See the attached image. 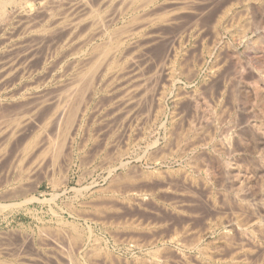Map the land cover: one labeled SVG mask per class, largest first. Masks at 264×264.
Masks as SVG:
<instances>
[{"label":"rangeland","instance_id":"374dc122","mask_svg":"<svg viewBox=\"0 0 264 264\" xmlns=\"http://www.w3.org/2000/svg\"><path fill=\"white\" fill-rule=\"evenodd\" d=\"M70 1V2H69ZM74 1V2H73ZM80 3H79V2ZM103 1V3H101L102 5H99L100 4V0H33V1H30L29 5L26 6L27 8H24L19 14V12H17V9L15 10V6L13 5H8L7 7V15H8V19L6 18L5 19V22L3 23L4 20H2L1 22V19H0V69L2 68L3 65L6 64V67L8 65H12V63H10V61H12L13 63L15 62V66L13 67H18L19 68H22L20 67V65H24L26 63L23 64L24 61H27V64L29 66H26L23 67V70L24 72L21 70L19 71V73L21 72V74H25L24 76L22 75V78H21V74H14L12 75V79L17 76V83L13 82L14 80L16 81V78H14L13 80L11 78L7 79L8 81L6 82L4 79V81L1 79L0 80V117L1 118H4L5 115L9 114L10 116H13L16 112V114H20L21 111L23 114L24 112L26 113V117H29L31 115H29V113L31 114V110H32V113L34 112H37V114L35 115V112L32 114V118L35 117V119H37L36 121H38L39 123H37L36 121H33L35 119H33L32 121H29L28 124H26L24 126V128H21V130L18 132V138L16 135V137L12 136L14 138L13 139H10V138H5V135H0V203L2 205H6L5 207H1V204H0V264H64L67 262V260H71L74 258V260H71L73 261V263L75 264H82V261H83V257H81L80 254H78L77 252H74L72 251V244H71V238L74 233V230L71 229V225L67 224L68 226H66V224L62 223L59 219L62 218L61 220H68V221H75L79 223V226L81 229H84V233H83V238L87 236V230H86V227H85V223H84V220L81 218V217H78V216H74L75 214H71V211L73 210V208L75 207V213L77 214H82L83 216H89V217H93L92 220L90 221H94L96 217L98 218H104L103 221L105 222V226H103V224L100 222H90L91 225H92V232H93V237L94 238H98L99 239V242L102 243L101 245L104 247V249L106 250H100L97 252V254L100 256L98 257L97 254H95V256H93V258H91L92 256V250L91 252L89 251L90 255L89 256V261L91 262L90 264H142L144 261L143 264H158L160 262H158V258L155 256L154 252L152 251V248H153V245H151L148 240H151V237H147L149 236V234H152L151 232H145L141 230V233L139 232V228L138 226H136L138 228V230L136 229L135 225L137 224H140L143 225L142 223H144V226L148 224V226H152L153 223H160V222H166L167 226H163L165 227V229L169 230V228L171 229L172 227H182L181 225H186V227L188 229H190V232H193L196 234H203L204 235V240L202 242L204 243H209L210 245V249L212 251H210V253L212 254V258L211 257V261L213 260V262L215 261L214 264H236V263H233V260L230 259L229 255H228V251L227 249L222 245L220 247L219 243L221 244V239H218L220 237V234H221V231H222V227L221 226H215L214 224H217L218 225V222L221 221L222 219V222L226 220L229 221V218H231V213H233L236 209L235 206L236 204L232 203V202H229L230 199H229V195L228 194H232V191H231V187L234 188V189H237L238 191V195L241 196H245L243 197L244 198V201L248 204H250V207H252L253 205V208L254 207H257L259 209V212H260V215L262 217V220L264 222V168H261V169H255V166H253L251 163H250V159H256L257 157H260L261 155L264 156V142L263 141H259L258 143H254L251 141V139L248 137H244V140L242 141V145L244 146H240L239 144L236 146H234L233 150L231 152H229L228 154V150L225 149L224 150V145L221 144V141H220V137L218 136V132L217 131H220V130H223V129H226L227 126L229 127L232 123L229 122V121H232L233 119V115H238L239 112L238 111V107L240 105L237 104V109H236V112L235 110H233V108L231 107L233 104L230 102L232 101L231 99L227 102L229 104H232V105H229L227 104V109L226 108H223L224 110H220V108H218L217 110L214 111V120L213 121V124L214 126H211L210 128H208V132H210L211 135L212 132H214V140L212 142V144L214 145L215 148L219 149L221 151V157L222 158H225V159H228L229 162H230V165H231V169L229 168V170L233 171V173H231L230 175H228V177L226 178H221L219 175H216L215 178H211L209 179L208 181L206 180H203L201 177H199V175L197 173H194V184L192 182V180H188V181H184L183 178L180 176L182 172H179V171H183L182 168L186 167L185 170L187 171H191L192 167L191 165H185L186 163L181 159V160H178V159H175V158H168L167 160L163 161L162 160H159L161 163L158 162V160L154 162L151 161L152 160V152L151 150H148V146L151 139H153L155 136H158V133H156V129L154 128V131L151 133V131H147L146 134L144 135V137L142 136V134L140 135V133L142 132V129H140L142 127H140L139 124H136L135 122L133 123V130H132V133L130 135H133V136H126L128 134H125L124 133V130H123V125H122V112L120 110H122L121 107H119L120 105V98L122 96V91H120L119 89L122 88L123 90V87L125 86L126 84V79H124L123 77H117L116 79L120 82L121 79H123V81L125 82H122V85L120 82H117V80L115 78H111L110 79V83L112 85H110V83L108 82V85L106 81H104V83L100 84L102 85V88H99L98 86V94L95 95V97L91 100V108L93 106L92 109H90V113H89V117H87L85 120L87 121H84L85 124L83 126V128L86 126V128L82 129V131H79L78 134L76 135H72L73 138L72 141H71V148L72 149H69V141L70 140H66L65 141V136H66V133L63 132L62 130L59 129L58 125V121H54L53 120L55 119V117H51L50 118V122L49 123H46V124H50V126L46 125L44 128V124H45V121L47 119V116L51 113V110H52V106H53V102H54V98L56 97L55 95L59 94V90L57 89H60L61 86L63 88H65L64 85H66V83L68 84V81L71 82L72 80V76L73 71L74 69V65H72L76 60H78L80 57L78 55V57L75 55H73L74 53V49L78 47H80L79 49L80 50H83L86 58H89L91 56V48L94 44H98V42L102 41L101 37H97L98 34H95L93 37H92V42L90 43V41H87V43H89V45L86 43H83L80 42V39H78L76 36V34L78 35V32L82 31V27L83 26H86L88 21H84L85 20H88L90 19L88 16V14L86 12H89L90 8H88L89 6L94 8L95 6H101V12H104V9L107 12H104L103 15L104 17L106 16V14H110L112 12L111 8L114 6L113 8V14L111 13L110 15L114 16L112 18H115V19H112V22L113 24L116 23L117 26H120L121 25V22L123 20H125L126 18L128 19L130 17V14L131 12H129L130 10L134 11L133 10V7L131 6H128L129 5V1H126V0H122L125 4L124 6L127 7L128 9H126L124 6H122L123 2L121 3V0H110V3H108V5H106L107 3L105 2L104 3V0H101V2ZM107 1V0H106ZM218 1V2H216ZM230 1H233V3H235L234 0H190V4L192 5V7H195L196 11L194 10V13H187L185 14L184 13V16L180 19V23L179 25L177 26V28L179 29H183L185 27L188 26V24H191L192 22L195 21V19H198L196 20V23H198L197 25L198 26H203V27H206V31L209 30V27H208V24L209 22H211V20L214 19V15H215V10L218 11L221 9V5L224 6V4H226L227 2L231 3ZM240 3H239V2ZM68 2V3H67ZM78 2V3H77ZM99 2V3H98ZM109 2V1H107ZM112 2L113 5H110ZM201 2V3H200ZM203 2V3H202ZM250 1L249 0H237V3L233 4V7H232V13H234V17L235 18H230V16L232 17L233 15H229V18L228 16L226 15L225 18L227 19H223L224 21L227 22V25L225 24L224 22V25L227 26V28L233 24V22H235L233 25L237 24L239 21L244 25V27L248 30H246V34L248 37L252 36V29H251V15L248 14V10L245 12L246 9H248V6ZM33 3V4H31ZM74 3V4H73ZM82 3V4H81ZM83 3H84V6H83ZM88 3V4H87ZM115 3V4H114ZM118 3V4H117ZM128 3V4H126ZM197 3V4H196ZM199 3V4H198ZM224 3V4H223ZM228 3V5H229ZM239 3V4H238ZM244 3V4H243ZM59 4V5H58ZM73 4V5H72ZM77 4V6L75 5ZM93 4V5H92ZM241 4V5H240ZM62 5V6H61ZM64 5V6H63ZM82 5V6H81ZM95 5V6H94ZM106 5V6H105ZM117 5V6H116ZM118 5H121V6H118ZM127 5V6H126ZM245 5L247 7H245ZM31 6V7H30ZM74 6H76V10H73L74 9ZM79 6V8H78ZM87 6V8H86ZM111 6V7H109ZM207 6V7H206ZM235 6V7H234ZM71 7H73L71 9ZM98 7V8H99ZM116 7V8H115ZM120 7V10L118 8ZM200 7V8H199ZM220 7V8H219ZM241 7V8H240ZM86 8V9H85ZM97 8V7H96ZM97 8V9H98ZM110 8V9H109ZM123 8L124 10L126 9V12L123 11ZM132 8V9H131ZM217 8V9H216ZM219 8V10H218ZM245 8V9H244ZM15 11V13H13V10ZM27 9V11H26ZM31 12H29L28 11ZM73 12H71L70 14V11L71 10ZM81 9V10H80ZM115 9V11H114ZM116 9H118L117 13H116ZM234 9H238V10H235ZM25 10V11H24ZM84 10V11H83ZM123 12H122V11ZM203 10V11H202ZM12 11V12H11ZM66 11V12H65ZM83 11V13H82ZM111 11V12H110ZM121 11V12H120ZM244 11V12H243ZM17 12V13H16ZM30 13L29 14V17L25 16V15H22V14H27V13ZM115 12V13H114ZM129 12V13H128ZM237 12V13H236ZM248 12V13H247ZM41 13V14H40ZM65 13V14H64ZM77 13V17H76V21H77V18H78V21H79V18L80 16H82L83 14L86 13L87 15V18H86V15H83V17L80 18V20H83L82 21V24L80 26V31H76L74 35L73 33L72 36L69 35L70 32H72L69 27H71V22L75 20V17L73 15H75ZM81 13V15H80ZM106 13V14H105ZM122 13V14H121ZM129 15H128V14ZM216 13V14H217ZM241 13V14H240ZM245 15H244V14ZM12 16H11V15ZM19 14V15H18ZM50 14V15H49ZM125 14V16H124ZM213 14V15H212ZM236 14V16H235ZM243 14V16H242ZM69 15V16H67ZM72 15V16H71ZM109 15V17L107 18V16L105 17V19H109L111 16ZM120 17H118V16ZM203 15V16H202ZM24 16V18H23ZM50 16V17H48ZM57 16V17H56ZM65 16H67V20H71L70 22H68L67 20H65ZM213 16V18H212ZM216 16V15H215ZM247 16V17H246ZM25 17L27 18V20L29 19V23L26 21V23H28L29 25H23V23H25L24 20ZM47 17V18H46ZM61 17V18H60ZM64 17V19L62 18ZM72 17V18H71ZM194 17V18H193ZM210 17V18H209ZM241 17V18H240ZM30 18H31V21H30ZM60 20H59V19ZM120 20H118V19ZM121 18H123L121 20ZM37 19V20H36ZM62 19V20H61ZM130 19V18H129ZM193 19V20H192ZM235 19V20H233ZM239 19V20H238ZM242 21H241V20ZM51 20V21H50ZM57 23H56V21ZM65 20V21H63ZM115 20V21H114ZM238 22H237V21ZM20 21V22H19ZM24 21V22H23ZM63 21V22H62ZM67 21V22H66ZM91 21V19L89 20ZM190 21V22H189ZM7 22V23H6ZM32 22V24H30ZM53 22V23H51ZM66 22V26H64V23ZM72 22V23H73ZM184 22V23H183ZM205 22V23H204ZM3 23V24H2ZM13 23V24H12ZM21 23V24H20ZM25 23V24H26ZM35 23V24H33ZM50 23V24H49ZM55 23L58 25H55ZM61 23L62 26L60 27L59 24ZM70 24V26H68L67 24ZM75 23V22H74ZM86 23V25L84 24ZM188 23V24H187ZM204 23V24H202ZM208 23V24H207ZM12 24V25H11ZM47 24V26H45ZM120 24V25H119ZM248 24V25H247ZM3 28H2V27ZM24 26V27H23ZM36 26L38 29H36ZM249 26V27H248ZM12 27V28H11ZM27 29H26V28ZM29 27V28H28ZM43 27V28H41ZM55 27V28H54ZM62 30H60L59 29ZM62 27H66V28H63ZM24 28V29H23ZM85 28V27H83ZM31 29V30H30ZM51 29V30H50ZM53 29V30H52ZM57 29V30H56ZM66 29H68V31H66ZM179 29H171L169 30L170 32H168V35H172V32L175 33L176 30H179ZM221 33L229 39L231 38L230 37V33L229 32H226L225 30H223V28H221ZM251 29V30H250ZM23 30V31H22ZM26 30V31H25ZM33 30V31H32ZM37 30V31H36ZM45 30V31H44ZM50 30V31H49ZM65 30V31H64ZM70 30V31H69ZM30 31V32H29ZM43 31V32H42ZM49 31V32H48ZM58 31V32H57ZM64 31V32H63ZM48 32V34H47ZM52 32V33H51ZM64 34H63V33ZM66 32V33H65ZM68 32V33H67ZM208 32V31H207ZM251 32V33H250ZM5 33V34H4ZM19 33V34H17ZM30 33V35H29ZM33 33V34H32ZM42 33V34H41ZM5 35V36H3ZM18 35V36H17ZM21 35V37H20ZM32 35V36H31ZM38 35V36H37ZM45 35V36H44ZM61 35V36H60ZM13 36V37H12ZM15 36V37H14ZM28 36V37H27ZM54 36V37H53ZM65 36V37H64ZM74 36V37H73ZM62 37V38H60ZM66 37H69L67 38L68 40H66ZM72 37L74 40H72ZM76 37V38H75ZM95 37V38H94ZM3 38V39H1ZM29 38V39H28ZM43 38V39H42ZM49 38V39H48ZM65 40H64V39ZM94 38V39H93ZM99 38V40H98ZM5 39V40H4ZM28 39V40H27ZM63 39V40H62ZM76 39L77 41L79 40L80 43H76ZM104 41H105V37L103 38ZM5 42H4V41ZM59 40V41H58ZM61 40V41H60ZM69 40H72L74 41L76 44H74V42H71ZM9 41V42H8ZM31 41V42H30ZM58 41V42H57ZM63 41V42H62ZM13 42V43H12ZM24 42V43H23ZM61 42V43H59ZM68 42V43H65ZM70 42H71V46L73 47V44L75 45L73 48L69 49V46H70ZM95 42V43H94ZM4 43V44H2ZM23 43V44H22ZM56 43V44H55ZM103 43V42H101ZM7 44L8 47H7ZM11 44V45H10ZM39 44V45H38ZM62 48H61V46ZM68 44V45H67ZM58 49H57V46ZM84 45V46H83ZM92 45V46H91ZM236 47H237V50L239 51V54L242 58H240L241 61H245V63L241 62L243 65H246V62L248 61L247 59L250 58V56H248L247 53H245V50L244 48L239 45V43H235ZM10 46H13L11 47V49L9 48ZM32 46V48H31ZM68 46V47H67ZM70 46V47H71ZM83 48H82V47ZM5 47V48H4ZM66 47H67V51L66 50ZM86 47V49H85ZM161 47L162 46H157L155 48H152V50L150 49V53H149V56H150V59H154L155 58V55L157 56L158 52H161ZM9 48V49H8ZM48 48V49H47ZM55 48V49H54ZM65 50H64V49ZM88 48V49H87ZM4 49V50H3ZM63 49V50H62ZM79 49L77 50V52L79 51ZM31 50V51H30ZM54 50V51H53ZM61 50V51H60ZM86 50V51H85ZM1 51L3 53H1ZM19 51V52H18ZM21 51V52H20ZM56 51V52H55ZM64 51V52H63ZM68 51H73V52H69ZM89 51V52H88ZM27 52V53H26ZM59 54L60 52H63V54L61 53L60 55H56L55 53ZM76 52V50H75ZM20 56H24L23 53H25V57L24 58H27V60H23L24 58L23 57H20ZM33 53L35 54L33 56ZM39 53V54H38ZM50 53V55H49ZM65 55L66 56H62V55ZM67 53V54H66ZM15 54H17L15 56ZM54 54V55H53ZM90 54V55H89ZM155 54V55H154ZM7 55V56H6ZM47 55V56H46ZM72 55V56H71ZM89 55V56H88ZM17 59H15V57ZM30 56V57H29ZM57 56V57H56ZM61 56V57H60ZM244 56V58H243ZM6 60H5V58ZM33 59H32V58ZM43 57V58H42ZM48 57V58H47ZM51 57V58H50ZM69 57V58H68ZM21 58H22V61H21ZM30 58V60H28ZM68 58V59H67ZM13 59H15L16 61H18V64L17 65L16 61ZM19 59V60H18ZM67 59V60H66ZM74 59V60H72ZM2 60V61H1ZM70 60V61H69ZM7 61L8 62V65H7ZM21 61V62H19ZM38 61V62H37ZM44 61V63L42 62ZM46 61V62H45ZM52 61V62H51ZM2 62V63H1ZM62 62V63H61ZM64 62L67 63L64 65ZM69 62L71 63V66L70 67H66L68 66ZM73 62V63H72ZM137 62V63H136ZM149 63L146 64L145 68L143 71L146 72L145 75L150 76L151 77V74L147 72H149V70H153V64H152V60H148ZM5 63V64H4ZM22 63V64H21ZM51 63V65L49 64ZM54 63V65H52ZM61 65H60V64ZM77 63V61L75 62V64ZM2 64V66H1ZM39 64H41L42 67H44L45 69H47L45 72L43 71V68L42 67H39ZM45 64V65H44ZM57 64V65H56ZM140 64V60H139V57L137 58V56L134 57V61L132 64H130V68H134L130 71L132 72H129L128 75H130L128 77V82L132 85V83H136V80H137V67L138 65ZM10 65V66H11ZM33 65V66H32ZM59 65L63 68H60ZM65 67H64V66ZM148 65V66H147ZM8 66V67H10ZM35 66V67H34ZM73 66V67H72ZM5 67V66H3ZM28 69H27V68ZM37 67L39 69H37ZM72 67V68H71ZM206 67V66H205ZM205 67L202 68L201 70V74L205 73ZM64 68H65V71H64ZM136 68V69H135ZM149 68V70L147 69ZM69 69V70H68ZM71 69V70H70ZM20 70V69H19ZM31 70V71H29ZM51 72H50V71ZM67 70L69 72H67ZM136 70V71H135ZM151 70V71H152ZM26 71V73H25ZM39 71V72H38ZM62 71V72H61ZM72 71V72H71ZM134 71L136 72L135 74ZM30 72V73H28ZM34 72V74H33ZM38 72V73H37ZM42 72V73H41ZM52 72L57 75V76H53ZM60 72V73H59ZM64 74V75H61ZM69 73L70 74V78H66L69 76ZM131 73V74H130ZM39 74V75H38ZM50 74V75H49ZM59 74V75H58ZM133 74V75H132ZM29 75V76H28ZM33 75V76H32ZM44 75V76H43ZM48 77H47V76ZM61 75V76H60ZM68 75V76H67ZM135 75V76H134ZM20 76V77H18ZM31 76V77H30ZM41 76V77H40ZM43 76V77H42ZM64 76V77H63ZM120 76V74L118 75ZM29 77V79H27ZM54 77L55 80H53L54 78H51ZM61 77V78H60ZM74 77V76H73ZM136 79V80H134ZM247 77V78H245ZM31 78H34L35 81L37 79V82L39 81H43L42 84L40 82L37 83L38 85H35L34 84L36 83L34 80H32ZM50 78V80H49ZM68 80H66V79ZM26 79V80H25ZM63 79V80H61ZM247 79V81L245 80ZM250 79V81H248ZM251 75L250 74H245L244 76V82L245 83H248L245 85L246 89L248 91V89L250 88V90L248 91L249 93L252 92V89H253V84H251L250 86V82L253 81V79L251 80ZM29 80H31V82H28ZM58 80V81H57ZM60 80V81H59ZM67 82H66V81ZM133 80V82H132ZM2 81V82H1ZM24 81V82H23ZM34 81V83H33ZM59 82V84H57V86L55 84V82ZM64 81V82H62ZM109 81V79H108ZM114 81V82H113ZM116 81V82H115ZM135 81V82H134ZM197 80H195V82L193 84H191V87H193L197 82ZM4 82L6 83H14L11 84V85H8V84H5ZM20 82V83H19ZM23 82V83H21ZM28 82V83H27ZM47 82V83H46ZM66 82V83H65ZM69 82V83H70ZM2 83V84H1ZM4 83V85H3ZM30 85L28 87V85ZM46 85H44V84ZM53 83V84H52ZM62 83H65V84H62ZM125 83V84H124ZM106 84V85H105ZM121 84V85H119ZM8 87H6V86ZM59 85V87H58ZM104 85V87H103ZM5 86V87H4ZM24 86V87H23ZM26 86V87H25ZM34 86V87H33ZM37 86L39 89H37ZM40 86V87H39ZM53 88H52V87ZM110 89V90H108ZM121 86V87H120ZM203 86V87H202ZM201 89L202 91L206 88L205 85H202ZM205 86V87H204ZM249 86V87H248ZM263 86V85H262ZM12 87V88H11ZM23 87V88H22ZM101 87V86H100ZM114 87V88H113ZM5 88V89H4ZM8 88V89H7ZM10 88V89H9ZM32 90H31V89ZM45 88V89H44ZM52 88V89H51ZM56 88V89H55ZM248 88V89H247ZM3 91H2V90ZM23 89V90H22ZM34 89V90H33ZM36 89V91H35ZM56 91H54V90ZM60 89V90H61ZM200 89V90H201ZM244 89V87H243ZM263 91H264V88L262 87L261 88ZM5 90V91H4ZM10 90V91H9ZM17 90V91H16ZM25 93L27 92L28 95L25 93V95L21 92L19 93V91ZM105 90V92H104ZM114 90V91H113ZM15 91V92H13ZM33 91V92H32ZM44 91V92H43ZM47 91L49 93H47ZM51 91V92H50ZM57 92L56 94L54 93L53 95H51L53 92ZM101 91V92H100ZM108 91V92H107ZM116 91H120L119 94L118 92ZM10 92L13 93H16V94H11ZM32 92L31 96L30 93ZM40 92V93H39ZM43 92V93H42ZM61 92V91H60ZM104 92V93H102ZM107 92V93H106ZM114 92V93H113ZM38 93V94H37ZM51 93V94H50ZM121 93V94H120ZM8 94V95H7ZM37 94V95H35ZM39 94L43 95L41 96V98L39 97ZM46 94V95H45ZM3 95V96H2ZM5 95V96H4ZM6 95L8 97H6ZM12 95V97H11ZM22 95V96H20ZM35 95V96H34ZM104 95V96H102ZM112 95V96H111ZM118 95V97H117ZM20 96V97H19ZM30 97L32 99V102H31V99L29 100L28 97ZM38 96V97H37ZM55 96V97H54ZM120 96V97H119ZM22 97V99H21ZM27 99H26V98ZM34 97L35 98H38L39 102H37V100L35 99L34 100ZM47 97L46 99H43ZM53 97V98H52ZM109 97V98H108ZM116 97V98H115ZM4 98V99H3ZM12 98V99H11ZM15 98V99H13ZM26 100H25V99ZM49 98H52V99H49ZM97 98V99H96ZM113 98V99H112ZM25 101H24V100ZM101 99V100H100ZM115 102V103H113ZM118 99V101H116ZM17 100V101H16ZM19 100V101H18ZM28 100V101H27ZM40 100H43V102H45V104L43 103L42 104V101ZM45 100V101H44ZM51 100V103H48V101L50 102ZM98 100V101H97ZM112 103L111 105L109 104V102ZM4 101V102H3ZM13 101V102H12ZM24 101L25 103L28 102V103H23L25 104V106L23 104H21L22 102ZM95 101V102H94ZM17 104H16V103ZM31 102V103H30ZM49 104H47V103ZM108 104H106V103ZM39 105H38V104ZM42 106H41V104ZM116 103H119L118 106L115 105ZM31 104V105H30ZM37 104V105H35ZM6 105V106H5ZM18 105V106H17ZM20 105V106H19ZM23 105V107H22ZM28 105V107L26 106ZM34 105V106H32ZM47 105V106H46ZM52 105V106H50ZM98 105V106H97ZM113 105V107H112ZM114 105L116 106L114 108ZM229 105V106H228ZM29 106H31L29 108ZM36 106H37V109L38 110H41L40 108H42L43 110V113L42 111H36ZM41 106V107H39ZM45 108H44V107ZM101 106V107H100ZM108 106H111L112 108L108 107ZM121 106V105H120ZM184 105L182 104V107ZM204 105H202L201 109H199L197 111V113L194 115V117L199 120H202L201 117L202 115H204V113H207L208 111H206V107L204 108L203 107ZM20 107V108H19ZM27 109L25 110L24 108ZM35 107V108H34ZM107 107V108H106ZM121 109H119V108ZM229 107V108H228ZM231 107V108H230ZM22 108L24 110H22ZM34 108V109H33ZM117 108V109H116ZM248 108V107H247ZM251 108V109H250ZM249 108V110L247 109L248 111V114L250 115V120L254 121L255 122H261L263 121L260 113L257 114V111L256 110V106L253 107L251 106ZM30 109V112L29 110ZM48 109H49V112H48ZM94 109V110H93ZM99 109V110H98ZM104 109V110H103ZM113 109V110H111ZM206 109V110H205ZM226 109V110H225ZM231 109V110H230ZM258 109V107H257ZM16 110V111H15ZM18 110H21L20 112H18ZM103 110V111H102ZM118 110V112H117ZM202 110V111H201ZM205 110V111H204ZM251 110V111H250ZM6 111V112H5ZM24 111V112H23ZM92 111V112H91ZM95 111V112H94ZM97 111V112H96ZM114 111V113H112ZM116 111V112H115ZM222 111V112H221ZM225 111V112H224ZM228 111V112H227ZM247 111H244L245 113H247ZM253 111V112H252ZM255 111V113H254ZM5 112V113H4ZM9 112V113H8ZM12 115H11V113ZM15 112V113H14ZM44 112H47L44 114ZM104 114H103V113ZM203 112V113H202ZM217 112V113H216ZM220 112V113H219ZM101 113V114H100ZM117 116H116V114ZM118 113L120 115H118ZM201 115H200V114ZM209 113V112H208ZM207 113V115H208ZM219 113V114H218ZM225 113V115H224ZM236 113V114H235ZM252 113V114H250ZM4 117H3V115ZM40 116H39V115ZM115 114V115H114ZM218 116H217V115ZM7 115V116H9ZM25 115V114H23ZM29 115V116H27ZM38 115V116H37ZM43 115V116H41ZM114 115V116H112ZM205 114V117L207 116ZM221 115V116H220ZM224 115V116H223ZM252 115V116H251ZM258 115H260V117H258ZM44 116L46 117V119L44 118ZM201 116V117H200ZM220 116V117H219ZM224 118H223V117ZM44 119H43V118ZM100 117V118H99ZM119 117V118H118ZM199 117V118H198ZM204 117V116H203ZM217 117V119H216ZM219 117V118H218ZM40 118V119H39ZM121 118V119H120ZM237 118L239 119V116H237ZM39 119V120H38ZM43 119V120H42ZM223 119V120H222ZM1 120V119H0ZM56 120V119H55ZM119 120V121H118ZM237 120V119H236ZM33 126H32V124ZM44 122V123H43ZM90 122V123H89ZM107 122V123H106ZM43 123V125H42ZM89 123V124H88ZM99 123V124H98ZM35 124V125H34ZM120 124V125H119ZM136 124V126H135ZM218 124V126L216 125ZM29 125V126H28ZM39 125V126H38ZM41 125V127H40ZM56 125V126H55ZM119 125V126H118ZM37 128H36V127ZM217 126V127H216ZM25 127H27L26 129H28L26 131ZM32 127H35V130L38 129V130H34V132H31L33 131L34 128ZM50 127V128H49ZM57 127V129H56ZM111 127V128H110ZM135 127V128H134ZM215 127L217 129H215ZM219 127V128H218ZM224 127V128H223ZM238 127H240L238 125ZM89 128V129H88ZM114 128V129H113ZM121 128V129H120ZM215 131H212L214 130ZM25 129V130H24ZM42 129L45 131L42 132ZM46 129V130H45ZM52 129H55V130H52ZM26 131L24 133V131ZM31 130V131H29ZM112 130V132H111ZM212 132H211V131ZM234 130H237L236 128H230L228 130V136L231 132H233ZM25 134H23L22 133ZM52 131V132H51ZM56 131V132H55ZM92 131V132H91ZM119 131V132H118ZM141 131V132H140ZM40 132V133H39ZM43 135H42V133ZM48 132L50 134H48ZM140 132V133H139ZM22 133V134H21ZM33 133L35 135H33ZM47 136H50V137H58V136H61L62 137V134L64 135L63 138V146H62V149L65 150L63 151L62 150V156L59 157V161L61 162H57V164L55 163H52L51 162V159H50V155L49 156H46L45 157V160H44V164L42 163L41 166H38L36 169L35 168V171L34 169L30 170V173L29 171L24 174H26V177L28 178H25V175L23 176L22 180H20L19 182L21 184H18L19 185V189L20 187H23L25 189V191H20L21 193L17 194V192H12V190H15L17 189L18 187H15L16 184L18 183L15 179H16V174L14 173L15 171V165H16V160L17 158L14 157V155L16 154L15 152H20V150H22L21 148L25 145L24 141H27L26 138H28L30 136L31 137H34V136H38V134H40V138H38L39 140L41 139L42 136H44L45 134ZM61 133V134H60ZM106 133V134H105ZM109 133V134H108ZM114 133V134H113ZM118 133V134H117ZM120 133V134H119ZM148 133V134H147ZM150 133V134H149ZM113 134V135H112ZM123 134V136H122ZM138 134V135H137ZM208 134V135H210ZM217 134V136H215ZM23 135V136H22ZM56 135V136H54ZM147 135V137H146ZM153 135V136H152ZM1 136H3L4 138L2 139ZM21 136V137H20ZM110 136V138H109ZM114 139H113V137ZM137 136V137H136ZM139 136V137H138ZM264 136V135H263ZM263 136L260 135L261 139H263ZM7 137V136H6ZM11 137V138H12ZM109 139H108V138ZM131 137V138H130ZM21 138V139H20ZM24 140H23V139ZM29 138V139H30ZM10 141H8V140ZM19 139V140H18ZM74 139V140H73ZM136 139V140H134ZM217 139V140H216ZM8 142H6V141ZM21 140H23V142L19 143ZM37 140V139H36ZM96 140V141H95ZM105 140V142H104ZM111 140V141H110ZM127 140V141H126ZM219 140V142H218ZM38 141V140H37ZM68 141V142H67ZM75 141V142H74ZM130 141V142H129ZM217 141V142H216ZM227 141V140H226ZM245 141V142H244ZM248 141L250 142L248 144ZM5 142V143H4ZM10 142V143H9ZM67 144H66V143ZM108 143L107 146L108 148H106L104 145L105 143ZM127 142V143H126ZM15 143V144H14ZM18 145H17V144ZM24 143V144H23ZM27 143V142H26ZM126 143V144H125ZM129 143V144H128ZM216 143V144H215ZM247 143V144H246ZM22 147H21V145ZM69 144V145H68ZM135 144V145H134ZM17 145V146H16ZM138 145V146H137ZM143 145V146H142ZM249 145H252L250 147H248ZM260 145V146H259ZM17 148H16V147ZM76 146V147H75ZM124 146V147H122ZM228 146V145H227ZM21 147V148H20ZM65 147V148H64ZM145 147V149H144ZM147 147V148H146ZM238 147V148H237ZM246 148L245 150L243 148ZM259 147V148H258ZM103 148V149H101ZM125 148H127V150H125ZM226 148V147H225ZM240 148V149H239ZM249 148L250 150L252 151V153L248 152L249 151ZM77 149V150H75ZM129 149V150H128ZM132 149V150H131ZM210 149V148H208ZM236 149V150H235ZM239 149V151H238ZM254 149V151H253ZM18 150V151H17ZM71 150H73V155L72 153L70 152ZM119 150L118 152L119 153H122V155L119 153H117L118 155H116V152ZM123 152H122V151ZM125 150V151H124ZM258 150V151H257ZM78 151V152H77ZM127 151V152H126ZM227 151V153H226ZM238 151V152H237ZM262 151V152H261ZM151 154H150V153ZM225 152V153H224ZM110 153V154H109ZM124 153V154H123ZM257 153V154H256ZM2 154V156H1ZM64 154H65V157H64ZM94 154V155H93ZM149 154V155H148ZM191 154V153H190ZM226 154V155H225ZM234 154V155H233ZM261 154V155H260ZM71 157H70V156ZM103 155V156H101ZM110 155V156H109ZM115 155V156H114ZM198 155V154H197ZM196 155V156H197ZM260 155V156H258ZM147 156V157H146ZM194 156L195 158L193 159L194 162H197V165L201 167V162L202 160L200 161V159L198 157ZM3 157V158H2ZM50 159V161L47 159ZM63 157V158H62ZM250 157V158H249ZM116 158V159H115ZM117 158H121L122 161H124V163L126 164L125 167H120L119 166V163L116 161ZM230 158V159H229ZM234 158V160H233ZM16 159V160H15ZM70 161H69V160ZM80 159V160H79ZM83 159V160H82ZM151 159V160H150ZM51 163V166H49V163ZM112 160V161H111ZM170 160V161H169ZM173 160V161H172ZM236 160V161H235ZM102 161V162H101ZM108 161V162H107ZM178 161V162H177ZM199 161V162H198ZM47 162V163H45ZM116 162V163H115ZM169 162V163H168ZM237 164H236V163ZM68 163V164H67ZM153 163H156V164H153ZM234 163V164H233ZM47 164V165H46ZM166 164V165H165ZM201 164V165H200ZM55 165V166H54ZM155 165L157 167H155ZM160 165V166H159ZM170 165V166H169ZM193 165V164H192ZM112 166H117L114 171H112L110 174H108V169H111ZM131 166V167H130ZM137 166V168H135ZM183 166V167H182ZM191 166V167H190ZM55 167V168H54ZM111 167V168H110ZM128 167V168H127ZM133 167V168H132ZM140 167V168H139ZM181 167V168H180ZM190 170H189V168ZM14 168V169H13ZM133 170H132V169ZM167 168V169H166ZM173 169L174 171H170V169ZM179 168V169H178ZM42 171H41V170ZM59 169V170H58ZM138 169V170H137ZM141 169V170H140ZM143 169V170H142ZM156 169L158 170V172H156ZM162 171V173L166 170V172H164L162 175L161 173H159V171ZM164 169V171L162 170ZM166 169V170H165ZM175 169H176V172H175ZM178 169V170H177ZM254 171H253V170ZM3 170V171H2ZM38 170V171H37ZM126 170V171H125ZM148 170V171H147ZM32 171V172H31ZM34 171V172H33ZM128 171V172H127ZM132 171V172H131ZM141 171V172H140ZM147 171V172H146ZM155 171V173H154ZM160 171V172H161ZM262 171V172H261ZM132 174H131V173ZM258 172V173H257ZM37 173V174H36ZM127 173L128 177L125 176ZM245 173V174H244ZM252 173V174H251ZM55 174V175H54ZM120 174V175H119ZM131 174V175H130ZM141 174V175H140ZM143 174V175H142ZM156 174V175H155ZM158 174V175H157ZM257 174V175H256ZM117 175V176H116ZM131 177H130V176ZM236 177H235V176ZM252 175V176H251ZM254 175V176H253ZM261 177H260V176ZM122 176H125V178L127 177V179H125L126 181H123L124 180V177ZM140 176V177H139ZM145 176V177H143ZM152 176V177H150ZM156 176V177H155ZM175 176V177H174ZM197 176V177H196ZM239 176V178H238ZM243 176V177H242ZM247 176V177H246ZM258 176V177H257ZM61 179H60V178ZM118 177V178H117ZM150 177V178H149ZM162 179H161V178ZM230 177V178H229ZM235 177V179H234ZM251 177V178H250ZM253 177V179H252ZM118 180V183L116 182L117 179ZM229 178V179H228ZM243 181H242V179ZM114 179V180H112ZM121 179V180H120ZM123 179V180H122ZM133 179V180H132ZM135 179V180H134ZM151 179V181H150ZM153 179V180H152ZM158 179V180H157ZM161 179V180H160ZM202 179V180H201ZM231 179V180H230ZM241 179V180H240ZM29 180V181H28ZM56 180V181H55ZM65 180V181H64ZM109 180H111V182H109ZM130 180V181H128ZM148 180V181H147ZM155 180V181H154ZM180 180V181H179ZM198 182H197V181ZM221 180H225V181H221ZM228 180V181H226ZM240 180V181H239ZM252 180V182H251ZM260 180V182H259ZM60 181V182H59ZM115 183H114V182ZM123 181V182H122ZM133 181V182H131ZM136 183H135V182ZM147 183H146V182ZM157 181V182H156ZM160 181V182H159ZM177 181V182H176ZM190 181V182H189ZM216 181V182H215ZM231 181V182H230ZM258 181V184L256 183ZM29 182V183H28ZM38 182V183H37ZM153 182V183H152ZM180 182V183H179ZM186 182V183H185ZM242 182V183H241ZM109 183V184H107ZM117 183V184H116ZM120 183V184H119ZM131 183V184H130ZM145 185H144V184ZM150 183V184H149ZM155 183V184H154ZM164 183V184H163ZM227 183L228 185L230 184V187L229 188H226L227 186ZM234 183V184H233ZM236 183V184H235ZM246 183V184H245ZM262 183V185H261ZM25 184V185H24ZM113 184V186H115V188H119V200L115 197V200L114 199V196L111 197L109 196V192H104L106 189L112 187L111 185ZM147 184H149L148 186H146ZM239 184V185H238ZM260 184V186H259ZM15 185V186H13ZM17 185V186H18ZM110 186L108 188H106L107 186ZM138 187H137V186ZM153 185V186H152ZM171 185V186H170ZM183 185V186H182ZM190 185V186H189ZM220 185V187L218 188V186ZM233 185V186H231ZM236 185V186H234ZM238 185V186H237ZM243 185V186H242ZM254 187H252V186ZM14 188H13V187ZM160 188H159V187ZM168 186V187H167ZM170 186V187H169ZM187 186V187H186ZM192 186V187H191ZM201 186V188H200ZM210 188H208V187ZM225 186V187H224ZM245 186V187H244ZM10 187V188H9ZM101 187V188H100ZM147 187V188H145ZM158 187V188H157ZM164 187V188H162ZM166 187V189H165ZM228 187V186H227ZM260 187V188H259ZM262 187V189H261ZM96 188H99L100 190L96 189ZM105 188V190H104ZM122 188V189H121ZM152 190H151V189ZM171 188V189H169ZM176 188V189H175ZM207 188V189H206ZM241 188V189H239ZM9 189V190H7ZM77 189V190H76ZM147 189V190H146ZM178 189V190H177ZM210 191H209V190ZM229 189V190H228ZM246 189V190H245ZM130 190V191H129ZM133 190V191H132ZM137 190V191H136ZM146 190V191H145ZM151 190V191H150ZM162 190V191H161ZM222 190V191H221ZM10 191V192H9ZM123 191V192H122ZM128 191V192H127ZM140 191V192H139ZM149 191V192H148ZM182 191V192H181ZM185 191V192H184ZM204 191V192H203ZM221 191V192H220ZM245 191V192H243ZM137 192V193H136ZM158 194H157V193ZM162 192V193H161ZM210 192V193H209ZM216 192V193H215ZM226 192V194H225ZM260 192V193H259ZM7 193V194H6ZM16 193V194H15ZM125 193V194H124ZM134 193V194H133ZM149 195H148V194ZM170 193V194H169ZM177 193V194H176ZM209 193V194H208ZM8 194H10L9 196L11 197H8L6 198V196ZM14 194H15V197H14ZM122 194V195H121ZM136 194V196H135ZM139 194V195H138ZM179 194V195H178ZM208 194V195H207ZM251 194V195H250ZM23 195V196H22ZM101 195H103L101 197ZM262 195V196H261ZM53 196V198H51ZM99 196V197H97ZM108 196V198H107ZM122 196V197H121ZM128 196V197H127ZM146 197L145 199L143 197ZM151 196V197H150ZM157 196V197H156ZM210 196V197H209ZM218 196V198H217ZM111 197V198H110ZM137 197V198H136ZM149 197V198H148ZM208 197V198H207ZM216 197V198H215ZM228 197V198H227ZM246 197V198H245ZM248 197V198H247ZM33 198V199H32ZM103 198V199H102ZM106 200H105V199ZM110 198V199H109ZM113 198V199H112ZM134 198V199H132ZM142 198L144 200H142ZM148 198V199H147ZM256 198V199H255ZM263 198V199H262ZM30 201H29V200ZM108 199V200H107ZM141 201H140V200ZM174 199V200H173ZM214 199V201L212 200ZM221 199V200H219ZM252 199V200H250ZM254 199V200H253ZM32 200V201H31ZM94 200V201H93ZM110 200V202H109ZM124 200V201H123ZM126 200V201H125ZM152 200V201H151ZM168 200V201H167ZM226 200V201H225ZM258 200V201H257ZM99 201V202H98ZM102 201V202H101ZM107 201V202H106ZM123 201V202H122ZM185 201V202H184ZM194 201V202H193ZM220 201V202H219ZM228 201V202H227ZM249 201V202H248ZM14 202V203H13ZM79 202H82V203H85V204H81ZM88 204H87V203ZM92 204H91V203ZM95 202V203H94ZM101 202V203H100ZM138 202V204H137ZM140 202V203H139ZM215 204H214V203ZM224 202V203H223ZM251 202V203H250ZM253 202V203H252ZM12 203V204H11ZM102 203H105V204H102ZM107 203V205H106ZM128 203V205H127ZM136 203V204H135ZM157 203V204H156ZM259 203V204H258ZM8 204V205H7ZM71 204V205H70ZM91 204V205H90ZM97 204L101 205L99 206L98 208L103 210L104 212L101 214V210H100V213H95V210H96V206ZM114 204V205H113ZM116 204V205H115ZM143 204V205H142ZM217 204V205H216ZM226 204V205H225ZM228 204V205H227ZM231 204V205H230ZM92 205H95V207H93ZM103 205V206H102ZM105 205V206H104ZM110 205V207H108ZM130 205V206H129ZM158 205V206H157ZM163 205V207H162ZM222 207H220V206ZM256 205V206H255ZM165 206V207H164ZM227 208H226V207ZM234 206V207H233ZM73 207V208H72ZM104 207V208H103ZM172 207V208H171ZM184 207V208H183ZM220 207V208H219ZM230 207V208H229ZM95 208V209H94ZM111 208V209H110ZM179 208V209H178ZM182 208V209H181ZM263 208V209H262ZM27 209V210H26ZM71 209V210H69ZM78 209V210H77ZM82 209V210H81ZM164 209L166 211H164ZM170 209V210H169ZM233 209V210H231ZM69 210V211H68ZM109 210V211H108ZM185 210V211H183ZM221 210V211H220ZM86 211V212H85ZM155 211V212H154ZM171 211V212H170ZM178 211H181V212H178ZM262 211V212H261ZM79 212V213H78ZM168 212V213H167ZM177 212L179 214H177ZM227 212V214L225 215V213ZM84 213V214H83ZM158 213V214H157ZM160 213V214H159ZM219 213V214H218ZM91 214V215H90ZM131 214V215H130ZM156 214V215H155ZM172 214V215H171ZM221 214H223L221 216ZM117 215V216H116ZM151 215V216H150ZM58 216V217H57ZM149 216V217H148ZM108 217V218H107ZM115 217V218H114ZM142 217V218H141ZM165 217V218H164ZM228 217V218H226ZM247 218L243 219V222L244 220L246 222H244L247 226L248 229H253L256 228V224L254 223L256 219H253V217L249 216V215H246ZM250 217V221H247V219H249ZM107 218V219H106ZM138 218V219H137ZM162 218V219H161ZM226 218V219H225ZM252 218V219H251ZM71 219V220H70ZM82 219V220H80ZM91 219V218H90ZM123 219V220H122ZM127 219V220H126ZM144 219V221L142 222V220ZM157 221H156V220ZM161 219V220H160ZM217 219V221H216ZM109 220V221H108ZM114 220H115V223H114ZM117 221H121L120 224H118L119 222H116ZM133 220V221H132ZM154 220V221H153ZM160 220V221H159ZM100 221V219H99ZM102 221V220H101ZM127 221V222H126ZM134 221H137L134 222ZM253 221V222H252ZM123 222V223H122ZM132 222V223H131ZM151 222V223H150ZM212 222V223H210ZM58 223V224H57ZM108 223V224H107ZM135 223V224H134ZM149 223L151 225H149ZM181 223V224H180ZM254 223V224H253ZM62 224V225H61ZM64 224V225H63ZM112 226H111V225ZM133 224V226H132ZM211 224V228H210V225ZM174 225V226H173ZM255 225V227L253 226ZM147 226V227H148ZM171 226V227H170ZM191 226V227H190ZM215 226V227H213ZM58 227V228H57ZM85 227V228H84ZM129 227V228H128ZM162 227V228H163ZM167 227V228H166ZM190 227V228H189ZM208 227V228H207ZM161 228V229H162ZM54 231H53V230ZM161 230V232L164 231V234L165 235V232L167 230ZM201 231L199 232L198 231ZM257 229V228H256ZM106 230V231H105ZM197 230V231H196ZM68 231V232H67ZM139 232V233H138ZM192 232L191 235H194ZM52 233V234H51ZM71 235H70V234ZM114 233V234H113ZM219 233V235H218ZM67 234V235H66ZM70 236H69V235ZM85 234V235H84ZM140 234V236H138ZM116 235V236H115ZM142 235V237H141ZM145 235V236H144ZM190 235V237L188 236V238H192ZM194 235V236H195ZM152 236V235H151ZM193 236V237H194ZM218 236V237H217ZM36 237V238H35ZM92 237V239H94ZM147 237V238H146ZM121 238V239H120ZM132 238V239H131ZM216 238H217V241H216ZM260 238V237H259ZM264 239V236L262 235L261 236V239ZM90 239V246L91 247V244L94 243V241ZM144 239V240H143ZM148 239V240H147ZM167 237H163L162 239L160 240H157L158 242V245L161 246V244L164 242V244H166V241H162V240H166ZM208 239V240H207ZM261 239H258V246H257V243H255V246L256 247H259L260 246H263L261 242ZM262 239V241L264 242V240ZM70 240V241H69ZM125 240V241H124ZM138 240V241H137ZM221 242H220V241ZM50 241V242H49ZM92 241V242H91ZM137 241V242H136ZM142 241V242H141ZM209 241V242H208ZM68 242V243H67ZM139 243V244H138ZM142 243V244H141ZM144 243V244H143ZM169 243V244H168ZM167 245H170L169 248L171 249H168L166 247L165 251L166 253L169 255V257H167V263L169 262V264H210L211 261H209L207 258L205 260H202L201 258L197 257V255H195V252L193 251V249L190 250V254H194L195 256H191L190 257V261H189V258L188 260H184L183 259L181 260L180 256L178 257V254H176L177 251L175 250H178V248L176 247V244L174 243H170L168 241ZM249 243V247L251 245V249L250 251H253L250 256L247 255V259L248 261L251 260L250 262H252V264H254L255 262H258L260 260H262V258L264 259V246L261 247V249L258 248V251H255L257 248L254 246V244ZM247 243V245H248ZM137 244V245H136ZM173 244V245H172ZM43 245V246H42ZM45 245V246H44ZM140 245V247H139ZM172 245V246H171ZM218 245V247H217ZM247 245L245 244L246 248L249 250V248L247 247ZM71 246V248L69 247ZM106 246V248H105ZM143 246V247H142ZM254 246V247H253ZM217 247V248H216ZM144 248V249H143ZM263 248V249H262ZM71 251L70 253L72 254H75L74 257H70L68 256L70 253L68 252V250ZM225 249V250H224ZM112 250V251H111ZM147 250V251H146ZM151 250V251H150ZM168 250V252H167ZM172 250V251H170ZM52 251V252H51ZM58 252V253H57ZM66 252L68 255H66ZM106 252V253H105ZM170 252V253H169ZM193 252V253H192ZM262 254H261V253ZM54 253V254H53ZM61 253V254H60ZM150 253V254H149ZM162 255H165L166 253L162 250V252H160ZM165 253V254H164ZM254 253V254H253ZM63 254H65L63 256ZM70 254V255H71ZM78 254V255H77ZM101 254V255H100ZM103 254H106L105 257ZM153 254V255H152ZM166 254V255H167ZM172 254V255H171ZM217 254V255H216ZM94 255V253H93ZM114 255V256H113ZM161 255V256H162ZM165 255V256H166ZM177 255V256H176ZM220 255V256H219ZM70 258H68V257ZM156 258H155V257ZM171 256V257H170ZM223 256V257H222ZM226 256V257H225ZM240 256V257H239ZM238 257L241 258V255H239ZM260 256V257H259ZM65 259H64V258ZM98 257V258H97ZM107 257V258H106ZM109 257V258H108ZM178 257V258H176ZM196 257V258H195ZM229 257V259H228ZM77 258V259H76ZM112 260H111V259ZM144 260H143V259ZM147 258V259H146ZM162 259V257H160ZM198 260H195L197 259ZM220 258V259H219ZM66 261H64V260ZM96 259V260H95ZM108 259V260H107ZM142 259V260H141ZM178 259V260H177ZM253 259V260H252ZM82 260V261H81ZM111 260V261H110ZM136 260V261H135ZM142 262H140V261ZM150 260V261H149ZM170 260V261H169ZM200 260V261H199ZM98 263H96V262ZM104 263H103V262ZM107 261H109L107 263ZM152 261V262H151ZM157 261V262H156ZM181 261V262H180ZM183 261V262H182ZM231 263H230V262ZM166 262H164L165 264H167ZM171 262V263H170ZM179 262V263H178ZM207 262V263H206ZM228 262V263H227ZM254 262V263H253ZM163 263V264H164ZM162 264V263H160Z\"/></svg>","mask_w":264,"mask_h":264},{"label":"bare ground","instance_id":"6f19581e","mask_svg":"<svg viewBox=\"0 0 264 264\" xmlns=\"http://www.w3.org/2000/svg\"><path fill=\"white\" fill-rule=\"evenodd\" d=\"M30 1H33V0H0V19H1V22L2 20L3 23L5 22V19L8 17L7 15V7L8 5H13L15 6V10L17 9V12H19V14H21L22 10L24 8H27L26 6L29 5ZM35 1V0H34ZM81 1V0H80ZM84 1V0H83ZM109 1V2H107ZM104 0V3L106 2L108 5V3H110V0ZM117 1V0H116ZM124 1V0H123ZM121 0V3L123 2ZM126 1H129V5L131 4V6L133 7V10H130L129 12H131L130 14V19L126 18L125 20H123L121 22V25L120 26H117L116 23L113 24L112 22V19H115V18H112L114 17L113 15L111 16L110 14L113 12V8L114 6L111 8L112 12L110 14H106L107 18L109 17V15L111 16L109 19H105L103 13L104 12H107L105 9H104V12H101L100 8L101 6H95L94 8L89 6L88 8H90L89 12H86L89 16V18L91 19V21H89L90 19L88 20H85L84 21H88L84 24L86 26H83L85 28L82 27V31H80V26L82 24V21L83 20H80L81 17L84 18L83 15H86L83 14L82 16H80L79 18V21H78V18H77V21H76V17L79 15H77V13L75 15H73L75 17V20L74 22L71 24V27H69L70 29H72L69 33V35L71 33H73V35L76 33V31H80L78 32V35L76 34V36H78L77 38L80 39V42L83 43H87V41H90V43L92 42V37L95 35V34H98L97 37H101L102 41L96 42V44H94L92 47H90L91 49V56L89 58H86L84 57L86 53H84L83 50H80L77 46L76 49H74V53L73 55L75 54L77 57L79 55V59L76 60L77 63L75 64V62L72 64L74 65V70L75 74H72L69 73V76L66 77V78H70V74L72 76V80L71 82L68 81L66 78V80L68 81V84L66 83L65 88L61 89L58 85V87L61 89H57L59 90V94L55 95L54 97V102L52 103V110H51V113L48 115L47 112H44L47 113V119L46 117L44 116V118L46 119L45 121V124H44V128H46L45 126L48 125L46 123H49L50 122V118L51 117H55V119L53 120L54 121H58L59 125V129L62 130L63 132L66 133V136H65V141L66 140H70L68 143L69 145V149H72L70 146H71V141L73 138L72 135H77L79 131H82V129L86 128V126L83 128L85 122L89 117V113H90V109L91 108V100L95 97L96 94H98V86L102 83H104V81L107 80V84L108 82L110 83V79L112 78H117V77H123L124 79H126V84L125 86L122 84V82H125L123 81V79H121L122 82L118 81L117 79V82H120L124 87H123V90L122 88H120L119 90L122 91V96L121 98L119 99L120 100V105L119 107L122 108V110H120L122 112V125H123V130H124V133L125 134H128L126 136H133V135H130L132 133V130H133V123L135 122L136 124H141L140 125V129H142V132L140 133V135L142 134V136L144 137V135L146 134L147 131H151V133L154 131V128L156 129V133H158V136H155L153 139H151L149 145L148 146V150H151L153 151L151 155L152 156V162L154 160L157 161L159 163H161L159 160H162L165 161L167 160L168 158H175V159H178V160H185L184 162L186 163L185 165H191L193 166L191 169V171H187L185 170V168L187 167H184L182 168L183 171H179V172H182L181 173V177L183 178L184 181H188V180H194V173H197L199 175V177H201L203 180H209L211 178H215L216 175H219L221 178H225L226 176L228 177V175H230L231 173H233V171L229 170V168L231 169V165H230V162L228 159H225V158H222L221 157V151L217 148L214 147V145L212 144L213 140H214V132L212 131H215V129H217L216 127L218 126V124H216L217 126L215 127L214 130H210L212 132L213 135L210 134V132H208V128H210L211 126H214L213 124V121L215 120L214 119V111L217 110L218 108H220V110H224L223 108H226L227 107V103L230 99L232 101H230L232 104H229V105H232L231 107L233 108V110H235L236 112V109H237V104L240 105L238 107V115H233V119L232 121H229L231 122L232 124L226 129H223V130H220V131H217L219 134L218 136L220 137V141H221V144L224 145V150L227 149L228 150V154L229 152H231L234 148V146L236 145H240V146H244L242 145V141L244 140V137H248V139L250 138L252 142H254L255 144L258 143L259 141H263L264 142V91L261 89L262 87L264 88V0H249L250 2L248 3L249 5L248 6V9L245 10V12L248 10V14H250L251 16V29H252V36L248 37L247 34H246V28L244 27V25L239 21H237L238 23L233 25L235 22H233L232 25H230L228 28H227V22L228 20L224 21L223 19H227L225 18V16L227 15L228 18H229V15L231 14L232 12V7H233V4L237 3V0L235 1V3L232 4L233 1H230L231 3L227 2L226 4H224V6L221 5V9L219 10L218 8V13L217 11L215 10V15H214V19L211 20V22H209L208 24V27H209V30L206 31V27H201V26H198L199 24L196 23V20L198 19H195L194 22H192L191 24H188L187 27L183 28V29H179L177 28V26L179 25L180 23V19L184 16V13L187 14V13H194V10L196 11L195 7H192V5L190 4V0H126ZM200 1V0H199ZM211 1V0H210ZM243 1V0H241ZM70 2V1H69ZM74 2V1H73ZM79 2V1H78ZM77 2V3H78ZM115 2V0H114ZM125 2V1H124ZM122 3L124 6L125 3ZM218 2V1H216ZM239 2V1H238ZM68 3V2H67ZM80 3V2H79ZM99 3V2H98ZM101 3H103V1L101 2L100 0V4L99 5H102ZM201 3V2H200ZM203 3V2H202ZM229 3V5H228ZM240 3V2H239ZM238 3V4H239ZM33 4V3H31ZM74 4V3H73ZM72 4V5H73ZM82 4V3H81ZM88 4V3H87ZM115 4V3H114ZM118 4V3H117ZM128 4V3H126ZM197 4V3H196ZM199 4V3H198ZM244 4V3H243ZM59 5V4H58ZM77 6V4H75ZM93 5V4H92ZM105 5V6H106ZM110 5H113L112 2ZM241 5V4H240ZM62 6V5H61ZM64 6V5H63ZM76 6H74V9L73 10H76ZM82 6V5H81ZM83 6H84V3H83ZM117 6V5H116ZM118 6H121V5H118ZM127 6V5H126ZM127 6V7H128ZM245 5V7H247ZM31 7V6H30ZM98 9H97V8ZM111 7V6H109ZM125 7V6H124ZM127 7H125L126 9H128ZM207 7V6H206ZM235 7V6H234ZM73 7H71L72 9ZM79 8V6H78ZM87 8V6H86ZM85 8V9H86ZM104 8V7H103ZM101 8V9H103ZM116 8V7H115ZM118 8V7H117ZM200 8V7H199ZM241 8V7H240ZM70 9V10H71ZM110 9V8H109ZM120 10V7L118 8ZM118 9H116V13L118 11ZM123 9V8H121ZM126 9L123 11L126 12ZM132 9V8H131ZM194 9V10H193ZM217 9V8H216ZM245 9V8H244ZM13 10V13H15L14 9ZM81 10V9H80ZM235 10H238V9H234ZM25 11V10H24ZM27 11V9H26ZM29 11V9H28ZM84 11V10H83ZM82 11V13H83ZM115 11V9H114ZM122 11V10H121ZM120 11V12H121ZM122 11V12H123ZM203 11V10H202ZM12 12V11H11ZM16 12V13H17ZM21 12V13H20ZM30 12V11H29ZM27 13V14H22V15H25L27 17H29V14L31 13ZM66 12V11H65ZM71 12H73L72 10L70 11V14ZM128 12V13H129ZM244 12V11H243ZM115 13V12H114ZM127 13V14H128ZM217 13V14H216ZM237 13V12H236ZM18 14V15H19ZM41 14V13H40ZM65 14V13H64ZM113 14V13H112ZM118 14V13H117ZM122 14V13H121ZM195 14V13H194ZM229 14V15H228ZM241 14V13H240ZM244 14V13H243ZM242 14V16H243ZM11 15V14H10ZM50 15V14H49ZM81 15V13H80ZM129 15V14H128ZM213 15V14H212ZM231 15H233L232 17L230 16V18H235L234 17V13H232ZM245 15V14H244ZM12 16V15H11ZM69 16V15H67ZM67 16H65V20H67ZM72 16V15H71ZM118 16V15H117ZM125 16V14H124ZM203 16V15H202ZM236 16V14H235ZM50 17V16H48ZM57 17V16H56ZM119 17V16H118ZM126 17V16H125ZM244 17V16H243ZM247 17V16H246ZM24 18V16H23ZM47 18V17H46ZM61 18V17H60ZM64 19V17H62ZM72 18V17H71ZM86 18H87V15H86ZM112 18V19H111ZM120 18V17H119ZM194 18V17H193ZM210 18V17H209ZM213 18V16H212ZM241 18V17H240ZM8 19V18H7ZM26 21L28 22L29 19L27 20V18L25 17ZM59 19V18H58ZM70 19V18H69ZM74 19V18H73ZM71 19V20H73ZM82 19V18H81ZM118 19V18H117ZM123 18H121L122 20ZM37 20V19H36ZM60 20V19H59ZM62 20V19H61ZM63 20V21H65ZM70 20V21H71ZM120 20V19H118ZM193 20V19H192ZM235 20V19H233ZM239 20V19H238ZM241 20V19H240ZM9 21V19H8ZM23 21V22H24ZM30 21H31V18H30ZM51 21V20H50ZM56 21V20H55ZM62 21V22H63ZM68 22H70L69 20H67ZM66 21V22H67ZM115 21V20H114ZM242 21V20H241ZM20 22V21H19ZM66 22L64 23V26H66ZM190 22V21H189ZM224 22L226 25H224ZM2 23V24H3ZM7 23V22H6ZM23 23V25H29L28 23ZM53 23V22H51ZM57 23V21H56ZM55 23V25H57ZM184 23V22H183ZM205 23V22H204ZM202 23V24H204ZM13 24V23H12ZM11 24V25H12ZM21 24V23H20ZM32 24V22L30 23ZM35 24V23H33ZM50 24V23H49ZM59 24V23H58ZM198 24V25H197ZM60 27L62 26V24L60 23L59 24ZM68 26H70V24L68 23L67 24ZM248 25V24H247ZM47 26V24L45 25ZM2 27V26H1ZM24 27V26H23ZM25 27V28H26ZM58 27V25H57ZM59 27V29H60ZM67 27V26H66ZM66 27H62L63 28H66ZM249 27V26H248ZM3 28V27H2ZM12 28V27H11ZM29 28V27H28ZM43 28V27H41ZM55 28V27H54ZM68 28V27H67ZM221 28H223V30H225L226 32H229L230 33V39L229 37L226 38L222 33H221ZM24 29V28H23ZM27 29V28H26ZM36 29L37 26H36ZM44 29V28H43ZM171 29H179V30H176L175 33L172 32V35H168V32H170L169 30ZM250 29V30H251ZM31 30V29H30ZM51 30V29H50ZM49 30V31H50ZM53 30V29H52ZM57 30V29H56ZM61 30V29H60ZM74 30V32H73ZM76 30V31H75ZM23 31V30H22ZM26 31V30H25ZM33 31V30H32ZM37 31V30H36ZM45 31V30H44ZM48 31V32H49ZM62 31V30H61ZM65 31V30H64ZM63 31V32H64ZM66 31H68V29H66ZM70 31V30H69ZM248 31V30H247ZM30 32V31H29ZM43 32V31H42ZM47 32V34H48ZM58 32V31H57ZM62 32V33H63ZM52 33V32H51ZM66 33V32H65ZM68 33V32H67ZM251 33V32H250ZM5 34V33H4ZM19 34V33H17ZM33 34V33H32ZM42 34V33H41ZM64 34V33H63ZM30 35V33H29ZM1 36V35H0ZM5 36V35H3ZM18 36V35H17ZM32 36V35H31ZM38 36V35H37ZM45 36V35H44ZM61 36V35H60ZM72 36V34L70 35ZM13 37V36H12ZM15 37V36H14ZM21 37V35H20ZM28 37V36H27ZM54 37V36H53ZM65 37V36H64ZM74 37V36H73ZM105 37V41H104V38ZM62 38V37H60ZM67 38L69 37H66V40H68ZM72 38V37H70ZM76 38V37H75ZM95 38V37H94ZM93 38V39H94ZM3 39V38H1ZM29 39V38H28ZM27 39V40H28ZM43 39V38H42ZM49 39V38H48ZM64 39V38H63ZM62 39V40H63ZM5 40V39H4ZM3 40V41H4ZM65 40V39H64ZM72 40L75 41V39L72 38ZM72 40H69L71 42H74ZM99 40V38H98ZM59 41V40H58ZM57 41V42H58ZM61 41V40H60ZM5 42V41H4ZM9 42V41H8ZM31 42V41H30ZM63 42V41H62ZM71 42H70V46H71ZM79 40L77 41L76 39V43H80ZM103 42V43H101ZM13 43V42H12ZM24 43V42H23ZM22 43V44H23ZM61 43V42H59ZM65 43V42H64ZM68 43V42H66ZM65 43V44H66ZM74 42V44H76ZM95 43V42H94ZM235 43H239V45H241L244 50H245V53L248 54V56H250L249 59H247L248 61L246 62V65H243L240 60V58H242L239 54V51L237 50V47L235 45ZM4 44V43H2ZM56 44V43H55ZM73 44V47L75 46ZM81 44V43H80ZM81 44V45H82ZM89 45V43H87ZM1 45V44H0ZM9 44H7V47H8ZM11 45V44H10ZM39 45V44H38ZM60 45V44H59ZM64 45V44H63ZM62 45V46H63ZM68 45V44H67ZM79 45V44H78ZM57 46V45H56ZM61 46V45H60ZM61 46V48H62ZM69 46V49L73 48L72 46L70 47ZM80 46V45H79ZM84 46V45H83ZM157 46H162L161 47V52H158L157 56L155 55V58L153 59H150V56H149V53H150V49L152 50V48H155ZM11 47L13 46H10L9 48L11 49ZM59 46H57V49H58ZM68 47V46H67ZM67 47H66V50L67 51ZM82 47V46H81ZM5 48V47H4ZM8 48V49H9ZM14 48V47H13ZM32 48V46H31ZM83 48V47H82ZM48 49V48H47ZM55 49V48H54ZM62 49V50H63ZM79 49V51L77 52V50ZM86 49V47H85ZM88 49V48H87ZM4 50V49H3ZM76 50V52H75ZM31 51V50H30ZM54 51V50H53ZM61 51V50H60ZM86 51V50H85ZM19 52V51H18ZM21 52V51H20ZM56 52V51H55ZM53 52V53H55ZM64 52V51H63ZM63 52H60L59 54L55 53L57 56L60 55L61 53L63 54ZM70 51H68L69 53ZM73 52V51H71ZM70 52V53H71ZM89 52V51H88ZM1 53H3L1 51ZM27 53V52H26ZM18 54V53H17ZM15 54V56L17 55ZM20 54V53H19ZM18 54V55H19ZM24 56H20V57H25V53H23ZM39 54V53H38ZM67 54V53H66ZM35 54L33 53V56ZM50 55V53H49ZM54 55V54H53ZM74 55V57H75ZM87 55V54H86ZM90 55V54H89ZM88 55V56H89ZM7 56V55H6ZM14 56V57H15ZM28 56V55H26ZM47 56V55H46ZM56 56V57H57ZM62 56H66L65 53L64 55ZM72 56V55H71ZM137 56V58L139 57V60H140V64L138 65L137 67V80H136V83H132V85L127 81L128 80V77L130 75H128L129 72H132L130 70L134 69V68H130L132 66H130V64L133 63L134 61V57ZM30 57V56H29ZM59 57V56H58ZM61 57V56H60ZM5 58V57H4ZM32 58V57H31ZM43 58V57H42ZM48 58V57H47ZM51 58V57H50ZM69 58V57H68ZM67 58V59H68ZM244 58V56H243ZM15 59H17L15 57ZM13 59V61L15 60ZM27 60V58H24L23 60ZM33 59V58H32ZM66 59V60H67ZM6 60V58H5ZM19 60V59H18ZM30 60V58L28 59ZM74 60V59H72ZM148 60H152V64H153V70H149V68H147L149 70L148 73L151 74V77L146 74L144 70L145 66L148 62ZM2 61V60H1ZM16 61V60H15ZM21 61H22V58H21ZM19 61V62H21ZM70 61V60H69ZM8 62L7 61V65H8ZM17 65L18 64V61H16ZM38 62V61H37ZM44 63V61H42ZM46 62V61H45ZM52 62V61H51ZM2 63V62H1ZM10 63L13 64V66H15V62L13 63L12 61H10ZM26 63L27 64V61H24L23 64ZM62 63V62H61ZM137 63V62H136ZM245 63V61L243 62ZM5 64V63H4ZM22 64V63H21ZM24 64L23 66L20 65V67L22 68H19V66L17 67H13L11 64L8 65L10 67H6V64L3 65L5 67L2 66V68L0 69V80L2 79L4 81V79H6L5 81L7 82L9 78L12 79V75L14 74H21V72L19 73V71H23V67H25ZM51 65V63H49ZM47 64V65H49ZM60 64V63H59ZM67 64L64 62V65ZM45 65V64H44ZM46 65V66H47ZM54 65V63L52 64ZM57 65V64H56ZM61 65V64H60ZM59 65L60 68H62L61 66ZM63 65V66H64ZM26 66H29L28 64ZM33 66V65H32ZM44 66V67H46ZM55 66V65H54ZM71 66V63L69 62L68 66H66L67 68ZM148 66V65H147ZM206 66V67H205ZM35 67V66H34ZM39 67H42L41 64H39ZM44 67L43 68V71L45 72L47 69H45ZM65 67V66H64ZM73 67V66H72ZM71 67V68H72ZM205 67V73L201 74V70L202 68ZM27 68V67H26ZM20 69V70H19ZM28 69V68H27ZM37 69H39L37 67ZM63 69V68H62ZM69 70V69H68ZM67 70V72H69ZM71 70V69H70ZM31 71V70H29ZM50 71V70H49ZM134 71L133 74H135L136 72ZM39 72V71H38ZM37 72V73H38ZM51 72V71H50ZM62 72V71H61ZM66 72L65 71V68H64V71L63 73ZM72 72V71H71ZM26 73V71H25ZM30 73V72H28ZM42 73V72H41ZM47 73V72H45ZM60 73V72H59ZM34 74V72H33ZM48 74V73H47ZM53 76L55 75L53 72H52ZM65 74V73H64ZM61 73V75H64ZM120 74V76H118ZM131 74V73H130ZM132 74V75H133ZM245 74H250L251 75V78L253 79L252 82H250V86L251 84H253V89H252V92L249 93L248 91L250 90V88L247 90L245 85L248 84V83H245L244 82V76ZM22 75L21 74V78H22ZM25 75V74H24ZM23 75V76H24ZM39 75V74H38ZM50 75V74H49ZM59 75V74H58ZM60 75V76H61ZM66 75V74H65ZM149 75V74H148ZM29 76V75H28ZM33 76V75H32ZM44 76V75H43ZM42 76V77H43ZM47 76V75H46ZM57 76V75H55ZM17 76H15L14 78H16ZM20 77V76H18ZM31 77V76H30ZM41 77V76H40ZM48 77V76H47ZM64 77V76H63ZM131 77V76H130ZM13 78V79H14ZM51 78V77H50ZM49 78V80H50ZM54 78V77H52ZM51 78V79H52ZM61 78V77H60ZM247 78V77H245ZM12 79V80H13ZM23 79V78H22ZM29 79V77L27 78ZM32 80L35 81L34 78H31ZM38 79V78H37ZM37 79H36V83L34 84L35 85H38L37 83L40 84V82L38 81L37 82ZM71 79V78H70ZM109 79V81H108ZM198 79V83H196L193 87H191V84H193L195 82V80ZM251 79V80H252ZM26 80V79H25ZM55 80V78L53 79ZM63 80V79H61ZM247 81V79H245ZM17 78H16V81L14 80L13 82L17 83ZM28 81V80H27ZM33 81V83H34ZM56 81V80H55ZM54 81V82H55ZM58 81V80H57ZM60 81V80H59ZM250 81V79L248 80ZM2 82V81H1ZM4 82L5 84H8ZM24 82V81H23ZM21 82V83H23ZM28 82H31V80H29ZM27 82V83H28ZM44 82V80L42 81ZM41 82V84H42ZM64 82V81H62ZM70 82V83H69ZM114 82V81H113ZM116 82V81H115ZM133 82V80H132ZM135 82V81H134ZM3 83V85H4ZM11 83V82H10ZM8 84V85H11L14 83H11V84ZM20 83V82H19ZM26 83V84H27ZM32 83V82H31ZM45 83V82H44ZM43 83V84H44ZM47 83V82H46ZM65 83H62V84H65ZM112 83V82H111ZM110 83V85H112ZM2 84V83H1ZM40 84V85H41ZM53 84V83H52ZM57 84H59V82H55L54 86ZM119 84V85H121ZM28 85V84H27ZM45 85V84H44ZM47 85V84H46ZM45 85V86H46ZM106 85V84H105ZM109 85V84H108ZM109 85V86H110ZM202 85H205L206 88L202 91ZM263 85V86H262ZM6 86V85H5ZM4 86V87H5ZM30 85H28L29 87ZM33 86V87H34ZM48 86V85H47ZM101 86V87H100ZM99 88H102V85H100ZM202 86V87H201ZM204 86V87H205ZM1 87V86H0ZM8 87V86H6ZM24 87V86H23ZM22 87V88H23ZM26 87V86H25ZM40 87V86H39ZM52 87V86H51ZM104 87V85H103ZM121 87V86H120ZM244 87V89H243ZM249 87V86H248ZM2 88V87H1ZM12 88V87H11ZM53 88V87H52ZM51 88V89H52ZM107 88V86H106ZM114 88V87H113ZM5 89V88H4ZM8 89V88H7ZM10 89V88H9ZM31 89V88H30ZM37 89L38 86H37ZM45 89V88H44ZM56 89V88H55ZM103 89V88H102ZM108 89V88H107ZM201 89V90H200ZM2 90V89H1ZM23 90V89H22ZM32 90V89H31ZM34 90V89H33ZM54 90V89H53ZM110 90V89H108ZM3 91V90H2ZM5 91V90H4ZM10 91V90H9ZM17 91V90H16ZM19 91V90H18ZM36 91V89H35ZM56 91V90H54ZM61 91V92H60ZM114 91V90H113ZM119 91V92H120ZM15 92V91H13ZM22 92V91H21ZM19 91V93H21ZM33 92V91H32ZM32 92L30 93L29 96H31ZM37 92V91H36ZM44 92V91H43ZM42 92V93H43ZM51 92V91H50ZM53 92V91H52ZM101 92V91H100ZM105 92V90H104ZM102 92V93H104ZM108 92V91H107ZM106 92V93H107ZM118 92V91H116ZM118 92V94H119ZM12 94V92H10ZM23 93V92H22ZM27 95L28 93L25 92ZM25 93H23L25 95ZM40 93V92H39ZM47 93H49L47 91ZM55 92H53L51 95H53ZM57 93V92H56ZM55 93V94H56ZM114 93V92H113ZM1 94V92H0ZM13 94H16V93H13ZM12 94V95H13ZM34 94V93H33ZM32 94V95H33ZM38 94V93H37ZM35 94V95H37ZM121 94V93H120ZM8 95V94H7ZM6 95V97H8ZM11 95V97H12ZM34 95V96H35ZM46 95V94H45ZM3 96V95H2ZM5 96V95H4ZM22 96V95H20ZM19 96V97H20ZM26 96V95H25ZM41 94H39V97L41 98ZM104 96V95H102ZM112 96V95H111ZM28 97V96H27ZM38 97V96H37ZM118 97V95H117ZM120 97V96H119ZM26 98V97H25ZM24 98V99H25ZM29 100L31 99L30 97H28ZM47 97L43 98V99H46ZM53 98V97H52ZM52 98H49V99H52ZM109 98V97H108ZM116 98V97H115ZM1 99V98H0ZM4 99V98H3ZM12 99V98H11ZM15 99V98H13ZM22 99V97H21ZM23 99V100H24ZM27 99V98H26ZM25 99V100H26ZM37 100V102H39L38 98H35L34 97V100ZM97 99V98H96ZM113 99V98H112ZM111 99V101H112ZM24 100V101H25ZM53 100V99H52ZM101 100V99H100ZM17 101V100H16ZM19 101V100H18ZM22 102L21 104L25 103V102ZM28 101V100H27ZM42 101V104L45 102H43V100H40ZM45 101V100H44ZM98 101V100H97ZM118 101V99L116 100ZM4 102V101H3ZM13 102V101H12ZM31 102H32V99H31ZM30 102V103H31ZM95 102V101H94ZM109 102V100H108ZM113 102V101H112ZM16 103V102H15ZM18 103V102H17ZM16 103V104H17ZM28 103V102H26ZM25 103V104H26ZM47 103V102H46ZM48 103H51V100L50 102L48 101ZM47 103V104H48ZM106 103V102H105ZM115 103V102H113ZM25 104H23L25 106ZM38 104V103H37ZM35 104V105H37ZM41 104V103H40ZM41 104V106H42ZM108 104V103H106ZM109 104L111 105L112 103L109 102ZM119 103H116L115 105L118 106ZM182 104L184 105L182 107ZM22 105V107H23ZM31 105V104H30ZM39 105V104H38ZM49 105V104H48ZM114 105V108L116 107ZM202 105H204L206 107V111H208V115L207 113H204V115H202L201 119L202 120H199L194 117V115L197 113V111L199 109H201ZM228 105V106H229ZM6 106V105H5ZM18 106V105H17ZM20 106V105H19ZM28 107V105H26ZM34 106V105H32ZM39 106V107H41ZM47 106V105H46ZM98 106V105H97ZM203 106V107H204ZM253 106L255 107L256 106V110L257 111V114L260 113L263 121L261 122H255L253 123V121L250 120V115L248 114V111L247 109L249 110V108ZM24 108L25 110L27 109ZM31 106H29L30 108ZM44 107V106H43ZM101 107V106H100ZM110 108L112 107L111 106H108ZM118 107V108H119ZM204 107V108H205ZM230 107V108H231ZM248 107V108H247ZM258 107V109H257ZM20 108V107H19ZM35 108V107H34ZM33 108V109H34ZM45 108V107H44ZM107 108V107H106ZM119 108V109H121ZM229 108V107H228ZM22 108V110H24ZM41 110H38L37 109V106H36V111H42L43 109L40 108ZM117 109V108H116ZM227 109V108H226ZM225 109V110H226ZM251 109V108H250ZM29 112H30V109H28ZM94 110V109H93ZM99 110V109H98ZM104 110V109H103ZM102 110V111H103ZM113 110V109H111ZM204 110V111H205ZM228 110V109H227ZM231 110V109H230ZM16 111V110H15ZM21 110H18V112H20ZM202 111V110H201ZM221 111V112H222ZM244 111H247V113H245ZM251 111V110H250ZM254 111V113H255ZM6 112V111H5ZM4 112V113H5ZM24 112V111H23ZM35 112V110H34ZM33 112V113H34ZM48 112H49V109H48ZM92 112V111H91ZM95 112V111H94ZM97 112V111H96ZM116 112V111H115ZM118 112V110H117ZM225 112V111H224ZM228 112V111H227ZM253 112V111H252ZM9 113V112H8ZM11 113V112H10ZM13 113V112H12ZM11 113V115H12ZM15 113V112H14ZM17 113V112H16ZM14 114L13 116H7L3 115L4 118H1L0 117V135H5V138H10V139H13L14 138L12 136L16 135L17 138H18V132L21 130V128H24V126L26 124H28L29 121H32L33 119H35L36 116H34L33 119H31L33 116H32V110H31V114L29 113L30 118L29 117H26V113L24 112L23 114L22 111L20 114ZM43 113V111H42ZM103 113V112H102ZM114 113V111L112 112ZM203 113V112H202ZM217 113V112H216ZM220 113V112H219ZM218 113V114H219ZM37 114V112H35V115ZM101 114V113H100ZM104 114V113H103ZM116 114V113H115ZM114 114V115H115ZM200 114V113H199ZM205 114L207 115L205 117ZM236 114V113H235ZM252 114V113H250ZM27 115V116H29ZM39 115V114H38ZM37 115V116H38ZM91 115V113H90ZM112 115V116H114ZM118 115H120L118 113ZM201 115V114H200ZM217 115V114H216ZM225 115V113H224ZM223 115V116H224ZM260 115H258V117H260ZM40 116V115H39ZM43 116V115H41ZM117 116V114H116ZM204 116V117H203ZM218 116V115H217ZM221 116V115H220ZM219 116V117H220ZM222 116V117H223ZM237 116H239V119L237 118ZM252 116V115H251ZM218 117V118H219ZM43 118V117H42ZM43 118V119H44ZM87 118V119H86ZM100 118V117H99ZM119 118V117H118ZM199 118V117H198ZM224 118V117H223ZM40 119V118H39ZM38 119V120H39ZM42 119V120H43ZM86 119V120H85ZM121 119V118H120ZM217 119V117H216ZM237 119V120H236ZM37 119L33 120V121H36ZM89 120V119H88ZM223 120V119H222ZM119 121V120H118ZM216 121V120H215ZM37 123H39L38 121H36ZM44 123V122H43ZM42 123V125H43ZM87 123V121H86ZM90 123V122H89ZM88 123V124H89ZM107 123V122H106ZM32 124V122H31ZM40 124V123H39ZM99 124V123H98ZM135 124V126H136ZM35 125V124H34ZM120 125V124H119ZM118 125V126H119ZM238 125L240 127H238ZM29 126V125H28ZM33 126V124H32ZM39 126V125H38ZM37 126V127H38ZM50 126V124L48 125ZM56 126V125H55ZM36 127V126H35ZM35 127H32L34 128L33 131L31 132H34L35 130ZM36 127V128H37ZM41 127V125H40ZM27 127H25L26 129ZM39 128V127H38ZM50 128V127H49ZM111 128V127H110ZM135 128V127H134ZM219 128V127H218ZM224 128V127H223ZM230 128H236L237 130H234L233 132H231L228 136V130ZM24 129V130H25ZM40 129V128H39ZM57 129V127H56ZM89 129V128H88ZM114 129V128H113ZM121 129V128H120ZM23 130V131H24ZM28 129H26L27 131ZM38 130V129H36ZM35 130V131H36ZM46 130V129H45ZM52 130H55V129H52ZM22 131V133H23ZM24 131V133L26 132ZM44 130L42 129V132ZM37 132V131H36ZM41 132V133H42ZM45 132V131H44ZM52 132V131H51ZM56 132V131H55ZM92 132V131H91ZM112 132V130H111ZM119 132V131H118ZM21 133V134H22ZM23 133V134H24ZM35 133V132H34ZM33 133V135H35ZM40 133V132H39ZM45 134V133H44ZM48 134H50L48 132ZM61 134V133H60ZM106 134V133H105ZM109 134V133H108ZM114 134V133H113ZM112 134V135H113ZM118 134V133H117ZM120 134V133H119ZM133 134V133H132ZM148 134V133H147ZM150 134V133H149ZM210 134V135H208ZM25 135V134H24ZM40 138V134H38ZM43 135V133H42ZM138 135V134H137ZM260 135L263 136V139H261ZM7 136V137H6ZM14 136V137H16ZM23 136V135H22ZM56 136V135H54ZM123 136V134H122ZM153 136V135H152ZM217 136V134L215 135ZM12 137V138H11ZM21 137V136H20ZM36 136L34 137H31L30 136L28 138H26L27 141H24L25 145L22 147V145L24 144H20L21 145V149L20 152H15L16 154L14 155L15 158H17L16 160V165H15V174H16V181L18 182L15 185V187H18L17 189L15 190H12V192H17V194L21 193L20 191H25V189L23 187H20L19 189V185L18 184H21L19 181L22 180L23 176L25 175V178H28L26 177V174H24L25 172L27 173L29 171L30 173V170L34 169L35 171V168L38 169L37 167L38 166H41V164L43 163L44 164V160H45V157L46 156H49L50 155V159H51V162L52 163H55L57 164V162H61L59 161V157L62 156L61 154L63 153L62 152V146H63V138L64 135L62 134V137L61 136H58V137H50V136H47L46 134L44 136L41 137V139L39 140ZM113 137V136H112ZM137 137V136H136ZM139 137V136H138ZM147 137V135H146ZM1 138L3 139L4 137L1 136ZM30 138V139H29ZM108 138V137H107ZM110 138V136H109ZM108 138V139H109ZM131 138V137H130ZM148 138V137H147ZM21 139V138H20ZM23 139V138H22ZM38 141H37V140ZM114 139V137H113ZM1 140V139H0ZM8 140V139H7ZM19 140V139H18ZM17 140V142H18ZM24 140V139H23ZM23 140H21L19 143L23 142ZM74 140V139H73ZM136 140V139H134ZM217 140V139H216ZM227 140V141H226ZM6 141V140H5ZM10 141V140H8ZM6 141V142H8ZM96 141V140H95ZM111 141V140H110ZM127 141V140H126ZM215 141V140H214ZM1 142V141H0ZM27 142V143H26ZM75 142V141H74ZM105 142V140H104ZM130 142V141H129ZM217 142V141H216ZM219 142V140H218ZM245 142V141H244ZM5 143V142H4ZM10 143V142H9ZM66 143V142H65ZM127 143V142H126ZM125 143V144H126ZM250 142L248 141V144ZM15 144V143H14ZM17 144V143H16ZM17 144V145H18ZM67 144V143H66ZM107 142L104 144L106 145L105 147L108 148L107 146ZM129 144V143H128ZM216 144V143H215ZM247 144V143H246ZM16 145V146H17ZM135 145V144H134ZM228 145V146H227ZM15 146V147H16ZM138 146V145H137ZM143 146V145H142ZM252 145H249L248 147H250ZM260 146V145H259ZM76 147V146H75ZM124 147V146H122ZM226 147V148H225ZM17 148V147H16ZM65 148V147H64ZM147 148V147H146ZM210 148V149H208ZM238 148V147H237ZM247 148V147H246ZM245 147L243 148L244 150L246 149ZM259 148V147H258ZM103 149V148H101ZM145 149V147H144ZM240 149V148H239ZM238 149V151H239ZM248 149V148H247ZM246 149V150H247ZM66 150V149H65ZM63 150V151H65ZM77 150V149H75ZM125 150H127V148H125ZM124 150V151H125ZM129 150V149H128ZM132 150V149H131ZM236 150V149H235ZM245 150V151H246ZM252 150V149H251ZM250 150L249 148V151L250 153H252V151ZM18 151V150H17ZM119 150L115 151L116 152V155H118L117 153ZM122 151V150H121ZM237 151V152H238ZM254 151V149H253ZM258 151V150H257ZM73 155V150L70 151ZM78 152V151H77ZM123 152V151H122ZM127 152V151H126ZM262 152V151H261ZM191 153V154H190ZM225 153V152H224ZM227 153V151H226ZM110 154V153H109ZM122 155V153H119V155ZM124 154V153H123ZM198 154V155H197ZM257 154V153H256ZM94 155V154H93ZM118 155V156H119ZM149 155V154H148ZM197 155V156H196ZM226 155V154H225ZM234 155V154H233ZM261 155V154H260ZM258 155V156H260ZM2 156V154H1ZM70 156V155H69ZM74 156V155H73ZM103 156V155H101ZM110 156V155H109ZM115 156V155H114ZM194 156L198 157L200 159V161L202 160L201 162V167L197 165V162H194L193 159L195 158ZM64 157H65V154H64ZM71 157V156H70ZM147 157V156H146ZM3 158V157H2ZM63 158V157H62ZM250 158V157H249ZM48 159V157H47ZM50 159H48L50 161ZM116 159V158H115ZM230 159V158H229ZM47 160V162H48ZM69 160V159H68ZM80 160V159H79ZM83 160V159H82ZM234 160V158H233ZM70 161V160H69ZM112 161V160H111ZM118 163H119V166L122 168V167H125L126 164L124 163V161H122L121 158H117L116 160ZM170 161V160H169ZM173 161V160H172ZM236 161V160H235ZM45 162V163H47ZM102 162V161H101ZM108 162V161H107ZM178 162V161H177ZM199 162V161H198ZM49 163V162H48ZM116 163V162H115ZM169 163V162H168ZM236 163V162H235ZM250 163L255 166V169H261V168H264V156H260V157H257L256 159H250ZM68 164V163H67ZM153 164H156V163H153ZM193 164V165H192ZM234 164V163H233ZM237 164V163H236ZM47 165V164H46ZM166 165V164H165ZM49 166H51V163H49ZM55 166V165H54ZM160 166V165H159ZM170 166V165H169ZM190 166V167H191ZM117 167V166H112L111 169H108V174H110L112 171H114V169ZM131 167V166H130ZM155 167H157L155 165ZM183 167V166H182ZM55 168V167H54ZM128 168V167H127ZM133 168V167H132ZM131 168V169H132ZM137 168V166L135 167ZM140 168V167H139ZM181 168V167H180ZM189 168V167H188ZM14 169V168H13ZM167 169V168H166ZM165 169V170H166ZM170 171H174L173 169L169 168ZM168 169V170H169ZM179 169V168H178ZM177 169V170H178ZM41 170V169H40ZM59 170V169H58ZM133 170V169H132ZM138 170V169H137ZM141 170V169H140ZM143 170V169H142ZM164 171V169H162ZM166 170V171H168ZM190 170V168H189ZM253 170V169H252ZM264 170V169H263ZM3 171V170H2ZM33 171V172H34ZM38 171V170H37ZM42 171V170H41ZM126 171V170H125ZM148 171V170H147ZM146 171V172H147ZM161 171V169H160ZM158 174L161 173V175L166 172L164 171L162 173V171ZM254 171V170H253ZM32 172V171H31ZM128 172V171H127ZM132 172V171H131ZM130 172V173H131ZM141 172V171H140ZM156 172H158V170L156 169ZM175 172H176V169H175ZM262 172V171H261ZM155 173V171H154ZM258 173V172H257ZM264 173V172H263ZM37 174V173H36ZM112 174V173H111ZM110 174V175H111ZM132 174V173H131ZM130 174V175H131ZM157 174V175H158ZM245 174V173H244ZM252 174V173H251ZM55 175V174H54ZM120 175V174H119ZM129 175V176H130ZM141 175V174H140ZM143 175V174H142ZM156 175V174H155ZM232 175V174H231ZM257 175V174H256ZM117 176V175H116ZM127 173H126V175ZM125 176H122L124 177V180L123 181H126L125 179H127V177L125 178ZM235 176V175H234ZM252 176V175H251ZM254 176V175H253ZM260 176V175H259ZM131 177V176H130ZM140 177V176H139ZM145 177V176H143ZM152 177V176H150ZM149 177V178H150ZM156 177V176H155ZM175 177V176H174ZM197 177V176H196ZM226 177V178H227ZM236 177V176H235ZM234 177V179H235ZM243 177V176H242ZM247 177V176H246ZM258 177V176H257ZM261 177V176H260ZM60 178V177H59ZM62 178V177H61ZM60 178V179H61ZM118 178V177H117ZM116 178V179H117ZM153 178V177H152ZM161 178V177H160ZM230 178V177H229ZM228 178V179H229ZM239 178V176H238ZM251 178V177H250ZM29 179V178H28ZM63 179V178H62ZM146 179V177H145ZM162 179V178H161ZM160 179V180H161ZM201 179V180H202ZM242 179V178H241ZM240 179V180H241ZM253 179V177H252ZM114 180V179H112ZM118 180H116V182L118 183ZM121 180V179H120ZM133 180V179H132ZM135 180V179H134ZM153 180V179H152ZM158 180V179H157ZM212 180V179H211ZM231 180V179H230ZM239 180V181H240ZM29 181V180H28ZM56 181V180H55ZM65 181V180H64ZM115 181V180H114ZM113 181V182H114ZM122 181V182H123ZM130 181V180H128ZM148 181V180H147ZM151 181V179H150ZM155 181V180H154ZM180 181V180H179ZM197 181V180H196ZM199 181V180H198ZM197 181V182H198ZM222 182L225 181V180H221ZM228 181V180H226ZM243 181V179H242ZM60 182V181H59ZM109 182H111V180H109ZM133 182V181H131ZM135 182V181H134ZM146 182V181H145ZM157 182V181H156ZM160 182V181H159ZM177 182V181H176ZM190 182V181H189ZM216 182V181H215ZM231 182V181H230ZM252 182V180H251ZM260 182V180H259ZM29 183V182H28ZM38 183V182H37ZM112 183V182H111ZM115 183V182H114ZM116 183V184H117ZM136 183V182H135ZM147 183V182H146ZM153 183V182H152ZM180 183V182H179ZM186 183V182H185ZM242 183V182H241ZM258 184V181L256 182ZM109 184V183H107ZM120 184V183H119ZM131 184V183H130ZM144 184V183H143ZM150 184V183H149ZM149 184H147L146 186H148ZM155 184V183H154ZM164 184V183H163ZM194 184V182H193ZM234 184V183H233ZM236 184V183H235ZM246 184V183H245ZM264 184V183H263ZM18 185V186H17ZM25 185V184H24ZM110 185V184H109ZM145 185V184H144ZM239 185V184H238ZM237 185V186H238ZM262 185V183H261ZM12 186V187H13ZM107 186V185H106ZM112 187L110 186H107L105 190L104 188V192H109V196L113 197L114 196V199L115 197H119V188H115V186H113V184L111 185ZM137 186V185H136ZM153 186V185H152ZM171 186V185H170ZM169 186V187H170ZM183 186V185H182ZM190 186V185H189ZM218 186V185H217ZM228 186V187H227ZM227 186L226 188H229L230 187V184L228 185L227 183ZM233 186V185H231ZM236 186V185H234ZM243 186V185H242ZM252 186V185H251ZM260 186V184H259ZM138 187V186H137ZM159 187V186H158ZM157 187V188H158ZM168 187V186H167ZM187 187V186H186ZM192 187V186H191ZM208 187V186H207ZM220 187V185L218 186V188ZM225 187V186H224ZM245 187V186H244ZM253 187V186H252ZM10 188V187H9ZM14 188V187H13ZM101 188V187H100ZM147 188V187H145ZM160 188V187H159ZM164 188V187H162ZM201 188V186H200ZM210 188V187H208ZM254 188V187H253ZM260 188V187H259ZM98 190H100L99 188H96ZM119 189V190H118ZM122 189V188H121ZM151 189V188H150ZM166 189V187H165ZM171 189V188H169ZM176 189V188H175ZM207 189V188H206ZM241 189V188H239ZM262 189V187H261ZM9 190V189H7ZM77 190V189H76ZM147 190V189H146ZM145 190V191H146ZM152 190V189H151ZM150 190V191H151ZM178 190V189H177ZM209 190V189H208ZM229 190V189H228ZM246 190V189H245ZM121 191V190H120ZM130 191V190H129ZM133 191V190H132ZM137 191V190H136ZM162 191V190H161ZM210 191V190H209ZM222 191V190H221ZM220 191V192H221ZM231 191H232V194H228L229 195V199L230 201L229 202H232L234 204H236V209L233 213H231V218H229V221L226 220L222 222V219L220 222H218V225L217 224H214L216 227L217 226H221L222 227V231H221V234H220V237L218 239H221V244L219 243L220 247L223 245L226 249H227V253L230 257V259L233 260V263H236V264H252V262H250L251 260L248 261L247 259V255L250 256V254L253 251H250L251 249V245L249 247V243H252L254 244L255 246V243H257V246H258V239H261V236L263 235L264 236V222L262 220V213L260 215V212H259V209L257 207H254L253 208V205L252 207H250V204L246 203L244 201V196H239L238 195V190L237 189H234L231 187ZM238 191V192H237ZM264 191V190H263ZM10 192V191H9ZM123 192V191H122ZM128 192V191H127ZM140 192V191H139ZM149 192V191H148ZM182 192V191H181ZM185 192V191H184ZM204 192V191H203ZM245 192V191H243ZM137 193V192H136ZM157 193V192H156ZM162 193V192H161ZM210 193V192H209ZM208 193V194H209ZM216 193V192H215ZM246 193V192H245ZM260 193V192H259ZM7 194V193H6ZM16 194V193H15ZM15 194H14V197H15ZM125 194V193H124ZM134 194V193H133ZM148 194V193H147ZM158 194V193H157ZM170 194V193H169ZM177 194V193H176ZM207 194V195H208ZM226 194V192H225ZM5 195V194H4ZM10 194H8L7 196L8 197H11L9 196ZM122 195V194H121ZM139 195V194H138ZM149 195V194H148ZM179 195V194H178ZM227 195V194H226ZM251 195V194H250ZM6 196V195H5ZM6 196V198H7ZM23 196V195H22ZM103 195H101L102 197ZM136 196V194H135ZM262 196V195H261ZM99 197V196H97ZM110 197V198H111ZM122 197V196H121ZM128 197V196H127ZM151 197V196H150ZM157 197V196H156ZM210 197V196H209ZM53 198V196L51 197ZM108 198V196H107ZM109 198V199H110ZM137 198V197H136ZM144 199L146 198L145 196L143 197ZM142 198V200H144ZM149 198V197H148ZM147 198V199H148ZM208 198V197H207ZM216 198V197H215ZM218 198V196H217ZM228 198V197H227ZM246 198V197H245ZM248 198V197H247ZM33 199V198H32ZM103 199V198H102ZM105 199V198H104ZM113 199V198H112ZM119 200V198H117ZM115 199V200H117ZM134 199V198H132ZM256 199V198H255ZM263 199V198H262ZM29 200V199H28ZM106 200V199H105ZM108 200V199H107ZM140 200V199H139ZM146 200V199H145ZM174 200V199H173ZM214 201V199H212ZM221 200V199H219ZM252 200V199H250ZM254 200V199H253ZM30 201V200H29ZM32 201V200H31ZM94 201V200H93ZM124 201V200H123ZM122 201V202H123ZM126 201V200H125ZM141 201V200H140ZM152 201V200H151ZM168 201V200H167ZM226 201V200H225ZM258 201V200H257ZM99 202V201H98ZM102 202V201H101ZM100 202V203H101ZM107 202V201H106ZM110 202V200H109ZM185 202V201H184ZM194 202V201H193ZM220 202V201H219ZM228 202V201H227ZM249 202V201H248ZM14 203V202H13ZM81 204H85V203H82V202H79ZM87 203V202H86ZM91 203V202H90ZM95 203V202H94ZM111 203V202H110ZM140 203V202H139ZM214 203V202H213ZM224 203V202H223ZM251 203V202H250ZM253 203V202H252ZM1 204V203H0ZM12 204V203H11ZM88 204V203H87ZM92 204V203H91ZM90 204V205H91ZM102 204H105V203H102ZM136 204V203H135ZM138 204V202H137ZM157 204V203H156ZM215 204V203H214ZM259 204V203H258ZM8 205V204H7ZM71 205V204H70ZM107 205V203H106ZM114 205V204H113ZM116 205V204H115ZM128 205V203H127ZM143 205V204H142ZM217 205V204H216ZM226 205V204H225ZM228 205V204H227ZM231 205V204H230ZM6 205H2L1 204V207H5ZM93 207H95V205H92ZM101 205L97 204V206L95 207L96 210H95V213H100V210L99 209ZM103 206V205H102ZM105 206V205H104ZM130 206V205H129ZM158 206V205H157ZM220 206V205H219ZM256 206V205H255ZM99 207V208H98ZM110 207V205L108 206ZM163 207V205H162ZM165 207V206H164ZM221 207V206H220ZM219 207V208H220ZM226 207V206H225ZM234 207V206H233ZM73 208V207H72ZM94 208V209H95ZM104 208V207H103ZM172 208V207H171ZM184 208V207H183ZM222 208V207H221ZM227 208V207H226ZM230 208V207H229ZM111 209V208H110ZM179 209V208H178ZM182 209V208H181ZM263 209V208H262ZM27 210V209H26ZM71 210V209H69ZM68 210V211H69ZM75 207L73 208V210L71 211V214H75L74 216H78V217H81L83 220H84V223H85V227H86V230H87V236L83 238V233H84V229H81L80 226H79V223L75 221H68V220H61L62 218L59 217L60 221L64 224H66V226H68L67 224L71 225V229L74 230V233L73 235H70L72 236L71 238V244H72V248L71 246H69L72 251L74 250L75 252H77L78 254L81 255V257H83V261H82V264H90L91 262L89 261L91 258H93V256H95V254H97L98 251L100 250H103L104 247L101 245L102 243L99 242V239L98 238H94L93 237V228H92V225L91 223H89L90 220H92V216L91 217H87V216H83L82 214H77L75 213ZM78 210V209H77ZM82 210V209H81ZM170 210V209H169ZM233 210V209H231ZM261 210V209H260ZM101 214L104 212L103 210H101ZM109 211V210H108ZM164 211H166L164 209ZM185 211V210H183ZM221 211V210H220ZM86 212V211H85ZM155 212V211H154ZM171 212V211H170ZM178 212H181V211H178ZM177 212V214H179ZM262 212V211H261ZM168 213V212H167ZM84 214V213H83ZM158 214V213H157ZM160 214V213H159ZM219 214V213H218ZM227 214V212L225 213V215ZM91 215V214H90ZM131 215V214H130ZM156 215V214H155ZM172 215V214H171ZM223 214H221L222 216ZM228 215V214H227ZM246 215H249L251 217H253V219H256L254 220L255 224H256V228L250 230L247 228V226H245L246 224L244 222H246L244 220L243 222V219L247 218ZM117 216V215H116ZM151 216V215H150ZM58 217V216H57ZM149 217V216H148ZM223 217V216H222ZM245 217V218H244ZM91 218V219H90ZM96 218L94 221H90V222H100V224L102 223L103 226H105V219L104 218ZM108 218V217H107ZM106 218V219H107ZM115 218V217H114ZM142 218V217H141ZM165 218V217H164ZM228 218V217H226ZM225 218V219H226ZM80 219V220H82ZM100 219V221H99ZM104 219V221H103ZM138 219V218H137ZM162 219V218H161ZM160 219V220H161ZM252 219V218H251ZM102 220V221H101ZM123 220V219H122ZM127 220V219H126ZM156 220V219H155ZM159 220V221H160ZM109 221V220H108ZM133 221V220H132ZM144 221V219L142 220V222ZM154 221V220H153ZM157 221V220H156ZM247 221H250V217L249 219H247ZM116 222H119L116 220ZM121 222V221H120ZM120 222L118 224H120ZM127 222V221H126ZM137 223V221H134ZM251 222V221H250ZM253 222V221H252ZM114 223H115V220H114ZM123 223V222H122ZM132 223V222H131ZM151 223V222H150ZM149 223V225H151ZM212 223V222H210ZM253 223V224H254ZM58 224V223H57ZM63 224V225H64ZM108 224V223H107ZM135 224V223H134ZM143 225L140 224H137L135 225L138 226L139 228V232L141 233V230L142 232L145 231L146 233L148 232H151L152 234H149V236L147 237H151V240H148V242L153 245V248H152V251L154 252L155 256L159 259L158 262L160 263H164L167 261V257H169V255L166 253L165 249L166 247L168 249H171L169 248L170 245H167L168 241L171 243H174L176 244V247L178 248V250H175L177 251L176 254H178V257L180 256L181 260L183 259L184 260H188L189 258V261H190V257L191 256H195L197 255V257L201 258L202 260H205L206 258L211 261V257H212V254L210 253V251H212L210 249V244L209 243H204L202 242L204 240V235L201 233V234H196L193 232V234L195 235H191L192 232H190V229H188L186 227V225H181L182 227L178 228V227H172L171 229L169 228V230L165 229V227L163 226H167L166 222H156V223H153L152 226H148L145 225L144 226V223H142ZM181 224V223H180ZM62 225V224H61ZM111 225V224H110ZM112 226V225H111ZM133 226V224H132ZM148 226V227H147ZM174 226V225H173ZM210 228L212 227L211 224L209 225ZM213 226V227H215ZM255 227V225H253ZM84 227V228H85ZM134 227V226H133ZM163 227V228H162ZM171 227V226H170ZM58 228V227H57ZM129 228V227H128ZM138 228L136 227V229L138 230ZM162 228V229H161ZM167 228V227H166ZM208 228V227H207ZM167 230L165 232V235L164 234V231L161 232V230ZM53 230V229H52ZM192 230V229H191ZM54 231V230H53ZM106 231V230H105ZM197 231V230H196ZM199 231V229H198ZM68 232V231H67ZM138 232V233H139ZM201 232V231H199ZM191 233V234H190ZM52 234V233H51ZM68 234V235H69ZM114 234V233H113ZM67 235V234H66ZM69 235V236H70ZM85 235V234H84ZM152 235V236H151ZM192 238H188V236ZM219 235V233H218ZM116 236V235H115ZM140 236V234L138 235ZM145 236V235H144ZM194 236V237H193ZM92 237L94 239H92ZM142 237V235H141ZM146 237V238H147ZM163 237H167L166 240H162V241H166V244H164V242L161 244V246L158 245V242L157 240H160L162 239ZM218 237V236H217ZM260 237V238H259ZM36 238V237H35ZM143 238V237H142ZM90 239H92L94 241V243L91 244V247L90 246ZM121 239V238H120ZM132 239V238H131ZM263 239V238H262ZM261 239V242L264 246V242L262 241ZM144 240V239H143ZM208 240V239H207ZM264 240V239H263ZM125 241V240H124ZM138 241V240H137ZM136 241V242H137ZM216 241H217V238H216ZM50 242V241H49ZM92 242V241H91ZM142 242V241H141ZM209 242V241H208ZM68 243V242H67ZM248 243V245H247ZM139 244V243H138ZM142 244V243H141ZM144 244V243H143ZM169 244V243H168ZM245 244L247 245V247L249 248V250L246 248ZM137 245V244H136ZM173 245V244H172ZM171 245V246H172ZM43 246V245H42ZM45 246V245H44ZM253 246V247H254ZM263 246H260L259 247H256L257 249L255 251H258V248L261 249V247ZM140 247V245H139ZM143 247V246H142ZM218 247V245H217ZM216 247V248H217ZM106 248V246H105ZM264 248V247H263ZM262 248V249H263ZM144 249V248H143ZM193 249V251L195 252V255L194 254H190V250ZM68 250V249H67ZM92 250V256L90 255L89 251L91 252ZM105 250V249H104ZM162 250L167 254L165 255H162L160 252H162ZM225 250V249H224ZM73 251V252H74ZM106 251V250H105ZM112 251V250H111ZM147 251V250H146ZM151 251V250H150ZM172 251V250H170ZM52 252V251H51ZM68 252L70 253L71 251L68 250ZM168 252V250H167ZM173 252V251H172ZM58 253V252H57ZM94 253V255H93ZM106 253V252H105ZM170 253V252H169ZM193 253V252H192ZM255 253V252H254ZM253 253V254H254ZM261 253V252H260ZM54 254V253H53ZM61 254V253H60ZM71 254V253H70ZM68 255L67 252H66V255L68 256H72L74 257V255L76 254H71V255ZM77 254V255H78ZM99 254V253H98ZM97 254L98 257H100L99 255ZM150 254V253H149ZM262 254V253H261ZM65 254H63L64 256ZM65 255V256H66ZM101 255V254H100ZM104 257L106 254H103ZM153 255V254H152ZM162 255V256H161ZM172 255V254H171ZM217 255V254H216ZM241 255V258H239ZM264 255V254H263ZM67 256V257H68ZM89 256H91V258L89 259ZM114 256V255H113ZM154 256V257H155ZM177 256V255H176ZM220 256V255H219ZM239 256V257H238ZM68 257V258H70ZM97 257V258H98ZM155 257V258H156ZM162 257V259L160 258ZM171 257V256H170ZM176 257V258H178ZM223 257V256H222ZM226 257V256H225ZM228 257V259H229ZM260 257V256H259ZM264 257V256H263ZM64 258V257H63ZM66 258V257H65ZM64 258V259H65ZM107 258V257H106ZM109 258V257H108ZM196 258V257H195ZM213 258V257H212ZM63 259V260H64ZM77 259V258H76ZM94 259V258H93ZM111 259V258H110ZM143 259V258H142ZM141 259V260H142ZM147 259V258H146ZM214 259V258H213ZM220 259V258H219ZM229 259V260H230ZM71 260H74L71 259ZM70 259L67 260L66 263L64 264H75L73 263V261H71ZM96 260V259H95ZM108 260V259H107ZM112 260V259H111ZM110 260V261H111ZM144 260V259H143ZM178 260V259H177ZM195 260H198L195 259ZM253 260V259H252ZM66 261V260H64ZM136 261V260H135ZM140 261V260H139ZM148 261V260H146ZM144 261V262H146ZM150 261V260H149ZM170 261V260H169ZM182 261V262H183ZM200 261V260H199ZM96 262V261H95ZM103 262V261H102ZM109 261H107L108 263ZM142 262V261H140ZM143 262V263H144ZM152 262V261H151ZM157 262V261H156ZM181 262V261H180ZM230 262V261H229ZM98 263V262H96ZM104 263V262H103ZM142 263V264H143ZM158 263V264H160ZM167 263V262H166ZM171 263V262H170ZM179 263V262H178ZM207 263V262H206ZM215 261L213 262V260L211 261L210 264H214ZM228 263V262H227ZM231 263V262H230ZM254 263V262H253ZM106 264V263H105ZM128 264V263H127ZM135 264V263H134ZM139 264V263H138ZM165 264V263H164ZM169 264V262L167 263ZM172 264V263H171ZM186 264V263H185ZM189 264V263H188ZM232 264V263H231ZM254 264H264V259L262 258V260L258 261V262H255Z\"/></svg>","mask_w":264,"mask_h":264}]
</instances>
